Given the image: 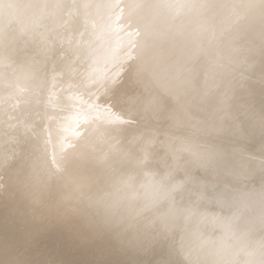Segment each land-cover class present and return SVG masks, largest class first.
Segmentation results:
<instances>
[{"label": "rangeland", "instance_id": "374dc122", "mask_svg": "<svg viewBox=\"0 0 264 264\" xmlns=\"http://www.w3.org/2000/svg\"><path fill=\"white\" fill-rule=\"evenodd\" d=\"M17 1L19 3H22V4L24 2V5H26V7H28L27 9H30L29 10L30 13H31V11H34L38 7L37 5H35L33 3V1H35V0H32V1L31 0H21L22 2L20 0H17ZM17 1H15L16 2L15 3V2H13V0H8V1L4 0L3 4H2V0H1V4H0V13H1L0 14V32L2 30V33H4V31H5L10 35V32H12L14 29L16 31L17 29L22 28V26H23L22 22H23V20H25L24 21L25 26H23V27L26 28V26H27L26 29H29L28 36L26 37V34H25V36H23L20 41H19V39H20L19 35H16V36H18L17 39H16L15 35L11 36V37H9V35H8V37L5 36L6 38L2 39V41L0 43V44L4 43L3 46H0V50L2 49V47H4V48L8 47V48H6L7 50H10V48L12 50V48H15V46L17 45L18 47L20 46V47L26 49L27 54H30V55L34 54L33 56H39L38 54L37 55L35 54V51H36L35 47L38 46V40L41 41V39L43 40V38H46V36H47L48 40H49L50 36H52V37L57 36L60 38V39L58 38L59 40L56 39L57 37H55V38L53 37V40L55 39L54 42L57 43L56 47L58 46V44H60V40L62 42L63 38H65V37L67 39H69L70 37L71 38L68 41H67V39H64L67 42L63 41L61 44H64V42H65V44L68 42L70 43L71 41H73L71 43H73L74 45L76 44L75 47H73V48L70 47V44H69L67 46L68 49L65 48L66 50L64 48H62V50H61V48H60L61 53L63 51V55L66 54V52L75 53L77 50L76 48H78V50H77L78 54H79V52H82V51H79L80 48H82L81 50H83V53H85L84 52L85 48H83V47L86 46V44H83V43H87V42H85L87 40H86V38H84V36H82V34L84 35L86 33V31H88L87 30L88 27L86 26L87 28H85V25L86 24H92V25H95L99 28L98 29L100 31L99 35H103L106 33V36L109 38V40L111 42H115L114 43L115 47L117 46L116 43L118 44L119 47L117 46L116 48L112 44V48L113 49L115 48L114 50L116 51L117 54L115 53L116 55L114 56L113 52H112L111 57L114 59L118 58V60L120 62L116 59L117 63H115V64H117L119 68L116 67V65L114 66L112 64H111L112 66L110 64H108V67H109V65L111 68L113 67V69H111V72L109 71L110 73L116 72L115 74L113 73L114 76H113V74H111L113 76L112 78L116 77L115 80H118V81L121 78V80L119 81V83H117V82L115 83V81L114 82L112 81L113 85L115 83V85L113 86L115 89L111 88L108 91V92H110V93H108V95L110 96V98L112 100L111 101L109 96L105 97L107 95V92L104 93V91H107L108 89L104 88V90L102 91V89H103L102 88L98 92V90L100 89V85H99L100 81H97L99 79H96V77H98L97 76L98 74L97 75L94 74V73H100V72L102 73L103 69H104L102 67H104V66H102L100 64L99 65L101 67H99V65L94 66L93 70H96L95 68H99V70H102V71H99L97 69L96 71L93 72L94 75L91 73L93 70H90V69H92L91 68L92 66L89 67V70H88L89 74L91 73V75L93 76L92 77L91 75H89V77L92 79L94 78V80L96 79L95 81H92V79H91V81H92L91 82L88 80L89 77L88 78L86 77L88 75V71L86 72L87 75L85 74L86 76L84 75L85 71L84 72L81 71L83 73H82V75H80V73H81L80 70H83L82 66H83V64H85V61H86V63L88 62V64H89L88 58L83 57L85 54L83 55V53H80L81 56H79L80 54L78 55L76 53L78 55L77 56L75 54L70 53L71 54L70 55L67 53L66 55H69L68 56L69 60H68V59H65V58H67V57H64L65 55L63 56L61 54L62 55L61 56L60 53H53L52 55L47 56L48 59L45 58V60H44V62L46 64V68L51 70L50 71L51 73H48L45 75L47 77L44 79L46 81V84H49V82L53 79V78H51V76H53L54 74L56 75V73L53 74L54 71H56L57 73L59 71H61L56 76L61 75L63 73L62 72L63 68L65 67V65H67V62L69 61L68 63L71 67H69L67 65L66 68H68V69L72 68V70H73V68L76 67V69L77 68L80 69V70H78V72H80V73H78V72L76 73L75 69L73 72H75L76 74L73 72L71 73L72 76L76 75L75 77L70 76L71 74H69V73L71 72V70L64 69V70H66V72L69 75L67 73H65V71L63 70L64 71V75H63L64 78L66 77V79L69 78L70 81L72 80L71 85H70V81L65 80L64 78H61L62 77V75H61L60 76L61 82L58 81V83H60L59 84L60 89L59 88L56 89L55 94H54V89L51 90L49 85L42 87V88L40 87L39 88L40 91L37 89V86H33L34 89L32 91L35 93H40L39 98L40 97L42 98L41 101L29 103L32 105L26 104L25 106L27 108L26 109L27 111L25 110L26 112H22L23 114L20 113V115H19L17 112H15V114H14V115H16V117L14 116L15 121L14 120H12L13 122L11 121V123L12 124L14 123V125H11L9 121H6V122H9L8 123L9 125H8L7 123H5V121L2 120V118L7 119L9 117H7V118L0 117V122L2 121V126H0V127L2 129H4V130H2L0 128V130H1L0 131V135H1L0 138L2 140H5L7 142L10 139V137H11V139L13 137V141L12 140L11 141L13 143H14V141H17L16 143H18V141L22 140V138H26V139L22 140V144L21 143L18 144L21 147L19 149L20 151L17 150L19 148V146H17L16 143L13 144L12 142H10L9 146H11V147L1 145V148H3L4 151H7V152L9 151V153L10 152L12 153L14 151L13 150V145H14V147L15 146L18 147L17 149L14 148V149H16V152L19 151L20 154L21 153L22 154L25 153V154H23V156H21V155L17 154L18 152L17 153L14 152V153H12V154H14V156H13L12 154L7 155V152L4 153L3 150H0V153H1V151H3L2 153H4L6 155V159L8 158L7 161L4 158H3L4 160H2V161L0 160L3 164L5 161L7 162V164L5 163V165H3L0 162V164H1L0 165V175L3 176V177H0L1 178L0 179V185H1L0 187H2V185L5 184L6 186L10 187V192L13 190V192H11V193H15L14 195H16V196L10 195V194H8V191H7V196L8 195L10 196L9 198H7L9 200L6 199L3 202L2 201L0 202V211L2 209H6V208L11 210L14 202L16 203L18 201L17 203H21V201L23 199H25L22 201L23 205H25V207L27 209L29 208L28 210L30 212V214H27L28 216H27L25 223L26 224H28V223L32 224L35 221L40 222L39 226L34 230V232H36V233H34L32 235L26 234L23 237V239L24 238L26 240L28 239L26 242L24 241L25 239L22 241V237H21V239L20 238L18 239V237L12 236L14 231H15V233H19V234L25 233V232H23L24 230H22L23 228L20 229V226H16V225L14 226L13 225L14 223L11 225L12 222L8 223L9 225L7 224L6 227L11 226L10 231L7 229L9 231V233L6 232L7 230L5 227L4 231H3L5 234L4 233L2 234V238L0 236V243H1V241L2 242L5 241V242H3V244L1 243V245L6 247L5 248V247H2L0 245V247H1V249H0V257H1L0 261L2 260L3 264H14L16 262V261H14V258L18 261H20L19 259L23 258V259H21V261L25 259L26 260L25 262L24 261H22L20 263L18 261L17 262L19 264H21V263L24 264L26 262L28 263V261L30 259H32V260H30V262L28 264H36L34 261L36 257L33 254L38 253V254H36V256H38L36 258V261L39 259V260H41V262L37 261V264H39V263L40 264H43V263H45V264H48V263L49 264H57L58 262H59L58 264H61V262H62V264L63 263H65V264H75V263L76 264H90V263H88L90 261H91V264L92 263L93 264H99V263L100 264H264V223H263L264 222L263 221L264 220V212H263V210H264V197H262V195L264 193L262 191V190H264V184H263V182H264V178H263L264 177V61H263L264 60V0H146L145 3L141 4V6H138V3H137L140 0H83V1L80 0L83 2V6L87 7V11L90 13V15H86L85 13H83L81 11L80 5L78 6V7H80V9H79L76 5L77 2L75 3V2H73V0H63V2L66 4L62 3V5H61L62 1L59 0V1H61V2H59L57 0L60 3L57 6L59 8V11H58V8L55 7V5H57V4L53 5L55 3L54 1H56V0H46L49 3L51 1V4L53 5V7H55L54 10H53V8L51 9V10H53V12H51L48 9V8H51L50 6H52L51 4L49 6V3H47L48 7L46 6L43 8L44 11L41 9L42 6H39L40 8L38 7L36 9L37 11L35 10V12L37 13L38 11L42 10V11H40L41 13L40 12L37 13L38 16H40L43 12L45 13V10H47L48 13L46 12V15L42 14L44 16V18L41 16H40L41 18L38 17V19L41 20L40 26L42 24H44V26L47 28V30H44L43 25L41 26L42 29L39 28V26H38L39 20L34 17V15L36 13H34V14L32 13L33 16L31 18L34 17L35 20H38V21H36L37 23L34 24L35 20L32 23V21L29 19L30 17L29 18L27 17L28 22L26 23L27 20L25 19V17H26V15L27 16L30 15V14H28L29 11L24 7V5L22 6V4H21V6L24 7V10L25 9L27 10V11L25 10V12H23V10H22L23 8L19 7L20 5H18L19 3ZM57 1H56V3H58ZM4 2L5 3L9 2V3L5 4ZM35 2H37V1H35ZM13 3H15V4H13ZM8 4H9V6H8ZM36 4H38V3H36ZM10 5L11 6L18 5V6H15L16 8L13 7L15 9L14 10L13 8L10 7ZM33 5L35 6V8ZM59 5H61V6H59ZM65 5H66V7H64V9H63V6H65ZM17 7L19 9L21 8L22 11L20 10V12L18 13L19 9ZM60 7L63 10L60 9ZM65 8L68 10H71V11H67V10H65ZM31 9H33V10H31ZM56 11H58V12L62 11V14H61V12L57 13ZM63 11L66 12V15L69 12L68 13L69 16H67L68 17V21H67L68 23L70 21H71V23L73 22L72 20H69L70 17H72L74 22L77 20L79 21V22L78 21L75 22L76 27H74V24H73V26H71V27L75 28L74 29L75 31L70 30L72 33H68L70 31H68L67 27H66L67 32L64 30L65 28L63 29V31L66 34H63L64 32L62 30H59L63 26L65 27V26L69 25L66 22H65L66 24H64V22H62V24H64V25H60V22L62 21V20L60 21V19H58L60 22H59V24H57L58 21L56 19L59 18L58 16L61 15L60 18L62 17L63 21H64V18H66L65 17L66 15H63V13H64ZM22 12L25 13V14H23L24 16H22ZM53 13L55 14V16L53 15ZM70 13H74L75 16L74 15L71 16ZM7 14H8V16H7ZM37 14H36V17H37ZM50 14H51V16L52 15L54 16L53 18L56 17V19H53V18L50 19L51 18V17H49ZM58 14H60V15H58ZM45 16H47V19L49 18L50 20H53V21L56 20L57 21V22L54 21L55 23H53V24H55L54 25L55 27L52 26L53 24H50V22L52 23V21H48L49 19L47 20L45 18ZM76 16L77 17L79 16V18H77ZM20 17H22V18H20ZM73 17H75L77 20H75V18H73ZM19 19H23V20L20 21ZM45 20H46V23L48 21L47 24H50L53 29L58 30V32L56 31V34L53 31V29L50 27V25H47L44 22ZM17 22H19V23H17ZM18 24H21V25H18ZM28 24H30V25H28ZM33 24H34V26H32L33 28L38 24L37 27L34 28L35 31H33L34 29L30 30L31 29L30 26ZM56 25H58V26L60 25L61 27L59 26L60 28H56V27H58ZM49 27H50V29H49ZM24 28H22V29H24ZM83 28H85V29H83ZM78 29H80V31ZM50 30H52L54 33H52ZM90 30H92V29H90ZM46 31H48V32H46ZM59 31L63 32L62 33L63 34L62 39H61L62 34L59 33ZM76 31H77L76 35H79L81 33V31L83 32L79 35V38H80V36L83 37V41H84L83 43L80 42L82 38H80V40H79L80 43L78 42L79 38L76 40V38L78 37V36L76 37V35H74L75 36L74 39L78 43H75L74 42L75 40H72L73 36L69 37V35H71V34L73 35ZM42 32H43V34H42ZM49 32H50V34H48ZM44 33H47V34L44 35ZM51 33H52V35H51ZM40 34H42L43 36ZM59 34H61V35L59 36ZM86 34L89 35V33H86ZM48 35H49V37H48ZM88 35H86V37ZM37 36H38V38H37ZM52 37H51V39H52ZM193 37L195 39L194 41H196L195 43L200 42L201 48H197L195 45L191 44V43H193V41H191V40H193ZM36 39H37V41H36ZM23 40H25V42H27V43H25ZM53 40H51V41H53ZM89 40L90 39H88V44L92 43L93 45H96L99 42L97 39L95 41H94V39H93V41H89ZM202 41H204V42L207 41V44H205L203 47L201 46ZM35 42H37V43H35ZM11 44L13 46H11ZM34 44H36V45H34ZM27 45H29V46H27ZM17 46H16V48H18ZM31 46H32V48H31ZM59 46H62V45H59ZM71 46H73V45H71ZM27 48H29V49H27ZM71 48L72 49L75 48L74 49L75 52ZM30 49H33L34 51H32ZM69 49H71L72 51ZM113 49H111V50H113ZM196 49H197V51H196ZM177 50L179 51L178 53H176ZM64 51H66V52L64 53ZM4 52L5 51H2V53H4ZM29 52H32V53H29ZM2 53L0 52V54H1L0 59L2 58ZM232 54H234V55H232ZM72 55L74 56V58L72 57ZM117 55L121 56L122 58H120ZM57 56H58L59 60L57 59ZM60 56H61V59H60ZM88 56H90V55H87V57ZM14 57L15 56H13V57L10 56V58L12 59L11 61H13ZM49 57L51 59H49ZM62 57L64 60H62ZM70 57H72V58L70 59ZM81 57H83V58H81ZM197 57H198V59H197ZM38 58H40V57H38ZM112 58H110V59H112ZM225 58H227V59H225ZM82 59H84V60H82ZM114 59H112V60H114ZM123 59L125 61H123V64H121ZM127 59L129 60L130 63L128 62ZM112 60H110V62ZM116 60H114V61H116ZM57 61H59L60 63ZM61 61H63L64 66L62 64L61 68H59L61 70L58 71V66H59L58 64L61 65ZM83 61H84V63H83ZM114 61H112V62L114 63ZM52 62H54V63H52ZM55 62L57 64H55ZM125 63H127V64H125ZM1 64H2L0 66L1 72H7L11 68V65L7 66L6 65L7 63H5V62L4 63L2 62ZM49 64H51V65H49ZM74 64H75V67H74ZM122 65H124L125 68H123L124 66H122ZM4 66H7V67H4ZM53 66H55V67H53ZM110 67L105 68L106 71H107V69H110ZM115 67H116V69H115ZM208 68H209V71L207 70ZM120 69H122L123 71ZM248 69H249V72H247ZM114 70H116V71H114ZM225 70H226V74L224 75ZM214 71H216V72H214ZM119 72H121V73H119ZM123 72H125V73H123ZM200 72H202V73L200 74ZM218 72L223 73V74L221 76H219ZM117 73H119L118 74V77H120L119 79L116 76ZM216 73L218 75H216ZM65 74H66V76H65ZM77 74H79L81 76V79L83 76L84 83L87 81H89L91 84L95 83V82H99V83L95 84V85L99 86V87L97 86L99 89H97L96 86L93 84L95 86V88L97 89V91H96V89L93 87V85L90 86L91 85L90 83H89L90 85L85 83L86 85H88V86H85V84H83V82H80V81H82L80 78H79L80 79L79 81L76 80L77 82L75 80H73V78L77 79V77H79V75L77 76ZM203 74H204L203 78L205 81L201 80V79H203V78H201L203 76ZM71 77H72V79H71ZM84 77H86V78L84 79ZM99 78H101V74H100ZM62 79L65 80V82L67 81V83H69L67 87H70V88L68 89L65 87V90L68 89L66 91L61 89L63 86H65V82H63ZM126 81H128V82H126ZM206 81H208V82H206ZM73 82H76V84L78 83L80 85L81 84L84 85L86 91H85V89H83L84 86H82V85H81V88L83 90L80 91L81 90L80 85L77 84V86H76V85H74L75 83L73 84ZM124 82H126L125 86L123 85ZM198 82H200L201 86L199 85ZM254 82H259L260 86L258 88H256L255 90H253L252 92L250 89L249 90H247V89L243 90V88L240 87V85L242 86V84L246 85L247 87L251 86V84H254ZM61 83L62 84L64 83V84L61 85ZM231 83H239V84H237V87L235 86L234 89H231L232 88ZM119 85H120V87H119ZM75 86L78 89L77 88L75 89ZM89 86L92 87L91 89L94 88V90L89 89L90 88ZM101 86H102V84H101ZM87 88L92 91V92L90 91L91 94H89V91L87 90ZM60 90H62V92ZM69 90H70V92L68 93ZM71 90H73V93L76 91V94H78L77 96H75V94L73 95V96L77 97V100H84V98L86 97L85 98V101H86V100H89L91 97L94 98L95 96H96L95 98H97V101H98L99 97L101 100L106 98L105 103L108 104L107 106L105 103L103 104L104 101L102 103H100L101 100H99L100 102L99 101L97 102V103H100V105L97 104V106H100L99 108L102 109L101 105L103 107L105 105V107L103 109L104 110L106 109V111H107V107L110 105V107H112L114 110L112 108L108 107L109 112L102 113L101 118L98 120H92V117H89V114L93 110H90V113L84 114L83 112H87L86 110H88V109L80 112L79 110L75 111L74 107H72V106H68V105L60 106V102H62V100L60 98V93H61V95L63 94L62 96L65 95L66 99H68V97L70 96L69 94L72 95ZM77 90L80 92H77ZM115 90L117 93L115 92ZM95 91H96V93H95ZM210 91L212 92L211 94L209 93ZM100 92L102 94H104V98L102 97V95L101 96L95 95V94H98ZM118 92H119V94H118ZM145 92H146V94H145ZM114 93L117 94V96ZM147 93H151V94L147 95ZM92 94H94L95 96L94 97L91 96ZM144 94L148 98L145 97ZM79 95L82 97H79ZM88 97H90V98H88ZM112 97H114V98H112ZM144 97H145V99L147 98L146 100L149 99L148 103H147V101H145L143 99ZM26 98L27 97H24V99H22V101H24V103L26 102L25 101ZM78 98H80V99H78ZM107 98H109V100L111 102L108 101ZM116 98H118L119 101ZM115 99H116V101H114ZM20 100H21V98H20ZM53 100H56V103H54V105H52ZM142 100L144 102H146V107H144L145 104L143 103ZM149 101L152 102V105ZM80 102H83V101H80ZM91 102H93V100ZM107 102H110V103L113 102V103L109 104ZM155 102L158 103L159 105L153 104ZM21 103L23 104V102H21ZM94 103H96V101H94ZM117 103H119V104H117ZM165 103H168L169 105L171 104L170 107L172 108V106H173L174 108L171 109L169 106L167 107L168 104H165ZM113 104H114L115 108L117 107L118 109H115L114 106H111ZM120 104H121V107H120ZM161 104L162 105L164 104L165 107L169 108L168 111H170V110L172 111L174 109L175 113H173V114L174 115L176 114V116H174L172 114L173 111L169 112V114L163 113L162 107L164 105L162 106ZM34 105L39 109V111L41 110L42 113H41V111L39 112L38 109L33 110L34 112L31 111L33 114L28 113V110H30V109L32 110V108H35ZM148 105H151L150 107H152V106L155 107V105L156 106L158 105L157 107H160V106H162V107H160V108L156 107V109H159V110L155 111L153 109L154 107L148 108L149 107ZM30 106H32V107L30 108ZM122 106H123V108H122ZM46 107H47V110H45ZM48 107H51L50 109H53V111H55V112L57 110L56 113L63 112V114L64 113L66 114V113L71 112V114H73L74 117L76 116L75 115V113H76L77 114L76 118L78 119L77 120V123H78L77 126L79 127L77 130L80 131V133L76 134L78 136L77 138H79V139L81 138L80 140L86 139L85 143H84V140L81 142L84 143L85 145L86 144L87 145L85 146L84 144H81L83 146L80 145V148L77 147L78 144H76V143L78 142L79 139H77L76 137L75 138L73 137V140L74 139L77 140V141L75 140L72 142L76 147L72 145V148L68 149V148H66L67 147V144H66L64 148H61L62 151L59 150L60 152H64L65 150H67L66 156H65V153H66L65 152L64 154H61V156L59 157L60 152H57L58 150L57 151L52 150V149H54L53 148L54 146H52V144L48 141V136L46 138L47 143L45 140H43V139H45V135L42 137V139H40V135H39L38 130H40V129L42 130V128L45 129V126H43V122H44V125H46V124L48 125L47 121H45L46 118L49 116V114H45V112L49 113ZM100 109H97L98 112L100 111ZM152 109H153V111H152ZM97 110L95 112H97ZM165 110H167V109H165ZM239 110H241V111H239ZM110 111H112V112L114 111V114H116L118 116L114 115ZM116 111L117 112L119 111V112L117 113ZM168 111H165V112H168ZM215 111H216V113H215ZM8 112H9V108H8ZM18 112H19V110H18ZM88 112H89V110H88ZM235 112H238V113H235ZM5 113H6V111H5ZM26 113H27V115H26ZM160 113H163V115L168 114L169 117L173 115L172 118L174 117V120L177 121V122H175L176 124H174V125H176L177 128L173 131V133H170V132H172L170 130V132H169L170 135L167 134L168 135V137H166L167 139L164 138V136L166 135L165 133L166 132L168 133L169 128L170 129H171V127L175 128V126H173L174 120L172 118H170L171 123H169L170 122L169 117L164 118L163 115L161 116ZM21 114L24 115V117ZM107 114L109 116H116V117H113V118L110 117L109 118V116ZM120 114H122V115H120ZM17 115H19V116L17 117ZM81 115L85 116L87 118H84ZM20 116L23 117L22 121H19ZM37 116H39V117H37ZM50 116H51V114H50ZM91 116H94V114ZM105 116L108 118H106ZM14 117H11V119ZM88 118H90V119H88ZM11 119L9 118V120H11ZM110 119L112 121H110ZM131 119H133L132 122H131ZM31 120L33 121V124L32 123L30 124V122H32ZM50 120H49V122H50ZM103 120H104V122H103ZM105 120H107V121L105 122ZM86 121H87V123H86ZM92 121H94V122H92ZM3 122H4L5 126H3ZM16 122H18V123H16ZM20 122L23 124L22 127H21ZM15 123L17 124V126L18 125L20 126V129L15 125ZM25 123H26V125L29 124L28 127L25 125ZM40 123H42V124L40 125ZM89 123H91L90 127L88 126V125H90ZM37 124H38V126H37ZM170 124H172L171 127H170ZM6 125L11 126V128L6 127ZM30 125H32L31 129H33L34 131H32L31 129H28V131H27V128H30ZM34 125H36L35 128H34ZM98 125H100V126H98ZM77 126L75 127V129L77 128ZM114 126H115V129L113 130ZM127 126L131 127V128H128ZM5 128H7L6 130H9L8 128H10V129L13 128L14 132L10 130L11 132L8 131L10 133V134H8V132L7 133L5 132ZM93 128H94V130H93ZM15 129H16V131H15ZM18 129L20 130V132ZM25 129H26V132H28V133L25 132ZM167 129H168V131H167ZM101 130L104 133L101 132ZM105 130H107V131H105ZM3 131L5 133H3ZM93 131H94V133H92ZM99 131L101 134L99 133ZM150 131L154 132V134L156 135L155 137L158 141H155V142L150 141V142H148L149 143L148 144L147 143V141L149 140L148 137H150V139H151V136H147L145 134L150 133ZM1 132L4 135L6 134L5 135L6 137H3L4 135ZM12 132H13V134L15 132L16 133L18 132L20 136H17L16 134L13 136ZM29 132H30V134H29ZM152 132H151V134H153ZM102 133H103V135H102ZM108 133H110V134H108ZM11 134H12V136H11ZM111 134H113V135H111ZM33 135H34V137H33ZM107 135H110V136H108V137H110L109 139L107 138ZM15 136L18 137L19 140H17L18 138L15 139ZM100 136L102 137V140H101ZM105 136H106V138H105ZM171 136H173V137H171ZM7 137H8V140H7ZM27 137H28V139H27ZM112 137H115V138H112ZM134 137H135V139H133ZM137 137H138V139H137ZM144 137H146L148 140L146 141L145 140L146 138L144 139ZM98 138L100 139L99 141H98ZM104 138L107 140H105ZM168 138H169V141H168ZM1 139H0V144H7L6 142L4 143V141H3V143H1L2 142ZM132 139H133V141H132ZM179 139L181 142L179 141ZM32 140H34V141H32ZM87 140H89L90 143H92V144H94V142H96L97 144L96 143L95 144L97 147L94 146L95 144L92 146V144H90L89 141H87ZM108 140H109V142H108L109 146L107 144ZM24 141H26V142H24ZM104 141H106V142H104ZM134 141H135V143H134ZM161 141H164V143L166 141L167 142L164 145V143H162ZM42 142H43V144H42ZM81 142H79V144ZM131 142L134 143V145H132ZM141 142L144 144H142ZM145 142L147 143L146 146H144ZM88 143L90 146L88 145ZM29 144L31 145V148H30ZM34 144H37L38 146H40L39 147L40 150L38 149L37 145H34ZM71 144H68V145H70L69 147H71ZM23 145H25V146L22 147ZM48 145H50V146H48ZM161 145L164 147H162ZM45 146L49 147V148H47L48 150L46 149ZM91 146H92V148H90ZM106 146H108L107 149L105 148ZM136 146H138V147H136ZM155 146H156V148L158 147L159 149L158 148L155 149ZM165 146H167V148L169 146V149H167ZM4 147H7V149L9 147V149L11 148V150H9V149L5 150ZM43 147H44V149H43ZM73 147L76 149H73ZM81 147H82V151L80 150ZM93 147H94V150H93ZM27 148L29 151L27 150ZM78 148H79V151L82 152L80 154H78L79 152H77V154L79 156H82L80 158H78V155H76L74 153V152H76V150ZM87 148H88V150L90 149L91 151H88ZM96 148H98L99 150L94 152L96 150ZM109 148L112 150V152H110L111 150ZM149 148L151 150H149ZM22 149H24L25 151L27 150L26 152L28 153V155L32 154L34 156L26 155V152L25 151L22 152ZM42 149L44 150L43 152L45 153L43 156H42ZM83 149L85 150V153H84ZM164 149H165V151H164ZM170 149H171V151H169ZM34 150H36V151H34ZM68 150H70V151H68ZM73 150H75L73 152L75 154V157H74L73 153L71 154V152ZM104 150H105V152H108V155L109 154L112 155L113 158H115L116 156H118V158H119L121 155H125V153L129 156V158H136L137 154H138L137 158L141 161L142 167H145V168H149L152 166L153 167H152V169H147V170H142L141 168H139V170L137 172L135 171L136 173L135 172L131 173V179H130L131 180V182H130L131 186L129 185V187H126V186L124 187V185H123L124 183L120 182V180H117L118 183H116L114 181L115 180V178L113 176L114 171H111V170L105 171V169L103 167H101V166H104V164L108 158L107 153H104ZM86 151H88L87 154L90 152L94 153V154L90 155V156H93V155L95 156V157L94 156L92 157L93 160H90V158H88V157H90L89 154L86 156ZM98 151H100V152H98ZM35 152L39 153V155L36 154ZM52 152H54L55 154L56 153H58V154L54 155V153H52ZM133 152H134V154H132ZM170 152H173V153H170ZM68 153L71 154V157H72L71 162L69 161V159L71 157L69 156ZM95 153H97L96 155L98 157H96ZM98 153H100V154H98ZM130 153H131V155H130ZM223 153H225V154H223ZM40 154H41L42 158H40L41 157ZM48 154H50V155H48ZM81 154H83V155H81ZM15 155H19V156H17L18 159ZM35 155H36V157H35ZM53 155H54V157H53ZM104 155H105V157H104ZM171 155H173L174 157L172 156L173 158H171ZM222 155L224 157L226 156L227 158H223ZM9 156H10V158H9ZM12 156L15 158H13ZM24 156H26L25 159H23ZM37 156H38V158H37ZM46 156H48V158ZM64 156L66 158H68V157H70V158L68 160H64L65 162H63L62 159L64 158ZM106 156H107V158H106ZM11 157H12V159H11ZM20 157H22V158H20ZM32 157L33 158L35 157L36 159H33ZM61 157H63V158H61ZM27 158L30 161H28ZM66 158H64V159H66ZM96 159H97V161H96ZM31 160H36L35 161L36 163L31 161ZM46 160L47 161L49 160L51 163H49V161L47 162ZM88 160H90L92 162L91 163H90V161L87 162ZM172 160H174V161H172ZM228 160H229V162H227ZM16 161H18V162H16ZM23 161L25 162V164L23 163ZM45 161L47 164L45 163ZM67 161H69L70 163L68 164ZM9 162H11L12 164L10 163L11 164L10 165ZM15 162H16V164H15ZM37 162H39V163H37ZM173 162H175V163L172 164ZM28 163L30 165H32V164L33 165L30 166ZM52 163L55 165V167H52L53 166ZM62 163H64V165L65 164H68V165L64 166V165H62ZM156 163H157V165H156ZM226 163H228V164H226ZM81 164H83L82 167H79V166H81ZM116 164L117 163L115 162L113 164V167H116ZM16 165H18V166H16ZM22 165L24 166L23 168L21 167ZM37 165L39 167L43 166L44 168H38ZM49 165H50V167H49ZM60 165L64 166V167H68L70 165L69 170L71 172L73 171V173H74L73 174L70 172L71 173L70 177H72L73 175H78V176H76L77 181H74V178H76V177L73 176L72 177L73 179L69 177L70 173H69V171H66V169L68 170V168L60 169V168H63ZM2 166H4V167L2 168ZM5 166L8 168H6ZM28 166L31 168H29ZM33 166L37 167L38 169L35 168L33 170L32 169V168H34ZM83 166H84V168H83ZM224 166H226V167L224 168ZM16 167H18V169ZM51 167L56 168V169H52ZM77 167L80 168L81 173L79 172V168L77 169ZM49 168H51L52 170ZM95 168H97V169L100 168V170L97 171V169H95ZM153 168L155 169V173H153V171H154ZM230 168H231V170L229 171ZM8 169L10 170V172ZM42 169H43V171H42ZM46 169H48L49 171L51 170V173L54 172L53 173L54 175H55V171H56V175H55L56 178L54 175H51V173H49V171ZM129 169H131V168H129ZM61 170L62 171L65 170L64 171L65 174H62L63 172ZM75 170H76V173L74 172ZM57 171L61 174L59 175V173ZM126 171L128 172V169H126ZM6 173H7V175H6ZM19 173H21V174H19ZM22 173H24L23 174L24 177L22 176ZM32 173H34V174H32ZM43 173H44V175H43ZM66 173L68 176L66 175ZM16 174L19 177H17ZM28 174H29V176H28ZM48 174L53 177L52 178L49 176V178L52 179L53 181L50 180V182H49V179L47 178ZM57 174L59 175V177ZM79 174H80V176H79ZM31 175L33 177V180L35 178V180L33 182L34 184L32 183L33 185L31 184V182L33 181V180H31V178H32ZM39 176H40V178H38ZM60 176H62L63 178L61 177L62 178L61 179ZM66 176L68 177V179H64V178H67ZM222 176H223V178H221ZM12 177H14V179ZM22 177H23V179H22ZM224 177H225V179H224ZM37 178L40 182H38ZM69 178H70V180H69ZM7 179H8V181H7ZM19 179H20V182H19ZM41 179L45 183L48 180L47 183L48 184L52 183L51 185H54V183L57 185V183L59 182L58 183L59 185H57L58 187H55L56 186L55 185V186H52L53 188H51V185L49 186L47 184L48 185L47 186V185H45V183H42ZM5 180L8 184H6V182H4ZM22 180H23V182H22ZM28 180H29L30 184L28 182H26V183L24 182V181H28ZM63 180H65L64 182H67V184H65L63 182ZM66 180H69L70 182H68ZM72 180H73V182H72ZM223 181L225 182L224 187H222L224 185L222 183ZM13 182H15L14 184H16V185H14ZM60 182H63L65 184L64 185L62 183L66 189V192L64 191L63 185L62 184H61L62 186L60 185ZM21 183H25V186H24V184L22 185ZM40 183H41V185H39ZM70 183L72 184V186L70 185ZM219 183H220V185H218ZM36 184H37V186H34ZM248 184H250V185H248ZM10 185H12V186H10ZM31 185H32V187H31ZM68 185L71 188L74 187L72 189V192H69V191H71V188ZM74 185H76L77 188H75ZM226 185L228 188L226 187ZM16 186L18 187V189ZM27 186H29L27 188L28 190H26L24 188ZM59 186H61V187H59ZM67 186L70 188V190H68ZM134 186H140L141 189L135 190ZM239 186H241V187L239 188ZM243 186H244V188H243ZM249 186H251V188H249ZM261 186H263V188H261ZM33 187L36 188V189L34 188L35 191H37V189H38L39 193H40V191L41 192L43 191V193H45L44 194L45 196L42 193H40L41 195L38 192L36 193L33 190ZM43 187H44V190H43ZM48 187H50V189H52L53 193L51 192L50 189H48ZM54 187H55V189H54ZM219 187H221L223 189L226 188V189L223 190ZM235 187L237 190L241 189V192H239L240 190L237 191L235 189ZM258 187H260V188H258ZM29 188H31L35 194H39L40 199H41V196H44V197L47 196L46 198L48 200H44V199H46L44 197L41 199L43 202L46 201L44 203L45 204L44 207L45 208L47 207V212H46V209L42 210V208H43L42 205H44V204L40 203L42 201L39 199V197L38 198L32 197V195L33 196H38V195L32 194L33 192H31V190H30V193L28 192ZM45 188H47L48 190H46ZM86 188H87V190L89 189V191L91 189L90 193H89V191L86 190ZM245 188H246V190H245ZM15 189H17V191ZM22 189H24V191ZM53 189L55 191L59 189L61 192L59 190L55 192V191H53ZM251 189H252V191H250ZM1 190H0V196L6 195V193L5 192L3 193V191H1ZM18 190H21V192L20 191L18 192ZM217 190L218 191L220 190L219 194L217 193L218 192ZM235 190L238 192V195H237V192ZM259 190H261V191H259ZM26 191L28 192V194L24 193ZM79 191L84 192V193H81L80 197H78V195H80ZM54 192L56 194L58 192L59 194L56 196V194H54ZM68 192H69V194H68ZM78 192H79V194H78ZM87 192L89 194L86 195L85 193H87ZM91 192L94 194L92 195ZM261 192H263V193H261ZM70 193L73 195H71ZM19 194H20V196H19ZM23 194H25L27 196L24 198V197H22V196H25ZM82 194H85L86 196L82 195ZM97 194H98V196L102 195L103 199L100 200L99 199L100 196L98 198ZM259 194H262V195L260 196ZM30 195L32 197L31 200H30V198L27 199V197H29ZM94 195H96L97 198ZM156 195L159 197H157ZM215 195L216 196L219 195L218 198ZM236 195L241 196L239 198V200H238V198L235 199V197H237ZM243 195H244V197H243ZM254 195L255 196L257 195V196L255 197ZM72 196H76L77 198H79L77 200V198L75 197V199L77 201H80V199H81V204H82L83 208L85 207L84 205H86V208H84V210H82V213L83 212H85V213L84 214L80 213V214H82L81 217L79 216L80 215L79 210H81L80 207H82V206H81V204H79L80 206L78 205L76 207L75 204L76 203L78 204V202H75L76 200ZM84 196L86 197L85 199L83 198ZM91 196H93V198L87 199V198H90ZM154 196H156L157 200H155L154 198H152L151 200L149 199V198L154 197ZM214 196L217 198V200L220 199L219 200L220 203L224 198L221 205L218 201H215L216 198ZM55 197H57V198H55ZM10 198H12V199H10ZM62 198L63 199L66 198V199H64L66 203L63 202L64 200ZM70 198L71 199L73 198V200H70ZM94 198H95V200H93ZM233 198H234V200H233ZM253 198H255V199H253ZM258 198L261 199L259 201L262 205L259 203ZM32 199H33V201L39 200L40 202L38 201L39 202L38 203L35 201L36 204H34V203H32L33 202ZM82 199H84V200H82ZM98 199L100 200L101 203L98 201ZM209 199L210 200L213 199V201L215 203L216 202L217 203L214 204V202L212 200L210 201ZM51 200H52V202H51ZM88 200L90 202L96 201V202H94V203H96L94 205H93V202H91L93 205L92 209H90L91 204L89 205V207H90L89 208L88 204L86 203V202H88ZM28 201H29V204H28ZM97 201L100 204L97 203ZM102 201H103L104 205H106L107 207L110 206L112 208L111 209L112 213L113 214L115 213V216H113V215L108 216L109 214L107 215L105 213L106 215H104V217L103 216L99 217V215H103L105 212L104 210H101V208H99L103 205ZM233 201H234V203H233ZM254 201L255 202L258 201L257 202L258 204L256 203L257 204L256 205ZM25 202H27V203L25 204ZM72 202L74 205L72 204ZM90 202H88V203H90ZM184 202H187V203H184ZM212 202H213V205H212ZM229 202H231V203H229ZM68 203H70V204H68ZM38 204H39V206H38ZM209 204H210V206H209ZM251 204H253V205H251ZM31 205H34L33 206L34 208ZM40 205L42 206L41 208H39ZM60 205L62 207L64 206V208H62ZM66 205L68 207H66ZM70 205H72V207ZM9 206H10V208H9ZM74 206L76 207V210H78V209L79 210L77 213L74 212V210H73L74 213L72 214V210H70V207H71V209H73ZM96 206H97V208H96ZM30 207H32L33 209H30ZM35 207H37V208H35ZM75 207H74V209H75ZM226 207H227V209H225ZM247 207H249V208H247ZM38 208L41 210V212ZM66 208H68V209H66ZM35 209L37 210V212ZM87 209L91 210V214L89 212H86ZM258 209H259V212H258ZM34 210L36 213L34 212ZM68 210H70V211H68ZM93 210H94V213H93ZM100 210H101V212H100ZM246 210H247V212H246ZM254 210H255V212H254ZM33 214L34 215L36 214V215L34 216ZM37 214L42 215V217L40 215H39V217H37ZM85 214L87 215L88 218L84 217V216H86ZM95 214H96V216H95ZM16 215H18V213ZM91 215H94V216H91ZM46 216H48V217H46ZM67 216H68V218H67ZM70 216H72V217L74 216L75 219H77V220H75V219L72 220L74 217L71 218ZM76 216H77V218H76ZM107 216H108V219H107ZM43 217L45 219L49 218V220L46 222V220ZM101 217H103V218H101ZM105 217L107 220L105 219ZM52 218L54 219L55 222L53 221ZM70 218H71L72 222L75 221L77 223H74V222L72 223ZM60 219H61V221H60ZM68 219L70 221H68ZM254 219H255V222H254ZM44 220L46 223L44 222ZM125 220H128V221H125ZM50 221H51V223L49 224ZM52 221H53V223H52ZM62 221H63V223H61ZM65 221L68 223H65ZM100 221H102V222H100ZM106 221H109V223ZM69 222H71V224H74V225L76 224L74 227L78 226L77 229L75 228L76 229L75 230L73 228V225H71V226L67 225V224H70ZM91 222L94 223L93 224L94 226L92 225ZM98 222H100L101 225H100V223L98 224ZM128 222L131 223V225H127L126 223H128ZM60 223L61 224L65 223L64 225L68 226L67 230L69 232L65 231L67 226L66 227L63 226L65 229L61 230V228H63V227H60V225H61ZM1 224L2 223H0V225ZM108 224H110V227ZM105 225H106V227L104 228L105 230H103L102 227H104ZM126 225L128 226L127 227L128 229L127 228L125 229ZM13 226H14L15 230L12 229ZM54 226H55V228H54ZM121 226H122L123 230H121ZM41 227H43V228H41ZM70 227H72L71 229L73 230V232L71 231L72 234L69 230ZM7 228H9V227H7ZM110 228L111 229L114 228L113 231ZM18 229H20V232ZM41 229H43V230L41 231ZM45 229H46V231H45ZM53 229H55V230H53ZM108 229L111 230L112 233H110L111 231L109 232ZM11 230L12 231L14 230V231L12 232ZM102 230L104 232H102ZM120 230L124 231V232L121 234ZM75 232H76V234H75ZM93 232H96V233H93ZM100 232H102V235ZM118 232H119V234H118ZM6 233L11 234V236L10 235L6 236L7 235ZM58 233H60L59 236H56V235H58ZM65 233H67V235ZM53 234H55V235H53ZM69 234H71V235H69ZM106 234H108L109 237ZM116 234H118V236ZM22 235H24V234H22ZM64 235L67 236V238ZM72 235L74 237L75 236L76 237L74 238ZM29 236H31V237H29ZM99 236H100V238L101 237L103 238L105 236V238H103L104 240L102 238L99 239ZM7 237H9L10 239H12L14 237V239H12V241L15 240L16 242L15 241L12 242ZM83 237L86 240L80 239V238L84 239ZM107 237L109 239H107ZM54 238H56L55 242H54ZM59 238H61V239H59ZM64 238L67 239V242H65L66 240L64 241ZM112 238H113V240H112ZM5 239L7 241L9 240L8 241L9 243ZM16 239L21 240V241H18V244L21 242H23V243L25 242L24 245H23V243H21V245H18ZM73 239H76V241ZM77 239L80 240V242ZM90 239L93 240V242ZM105 239H106V241H105ZM109 240H110V242H109ZM10 241L13 244L15 243V245L12 244L13 247H12ZM49 241L52 243H50ZM68 241H69V243H68ZM71 241H73L74 245L71 243ZM89 241H91V242H89ZM102 241H103V243H102ZM27 242H28L29 246L31 245L32 247L31 246L29 247ZM42 242H43V244H42ZM76 242L77 243L79 242V244H77ZM87 242H89V243H87ZM96 242L97 243L99 242L98 245ZM104 242H105V248H104ZM107 242H109V243H107ZM4 243H5V245H4ZM80 243L81 244L83 243V244L81 245ZM85 243H87L88 246ZM106 243H107V245H106ZM7 244H9L10 247ZM84 244L86 247L84 246ZM49 245H50V247H49ZM75 245L76 246L80 245L82 247L83 251L81 250V247L79 250V249H77V247H79V246L76 247ZM89 245L92 248L91 250L89 248L90 247ZM102 245H103V247H102ZM16 246H18V247L16 248ZM19 246H22V248ZM73 246L77 250L75 248H73ZM7 247H8V249H7ZM55 247H57V248H55ZM96 247H98V249ZM10 248L12 250H13V248H15V249L12 251ZM19 248L24 251L23 255L27 254L26 258H24L25 256H23L22 252H20L22 250H18ZM30 248H31V250H30ZM32 248H33V250L34 249L35 250L32 251ZM72 249H73V251H72ZM86 249H87V251L85 252ZM100 249H101V251L103 250L104 253L101 252ZM62 250H63V252H62ZM64 250H66V251H64ZM67 250H68V252H67ZM78 250L80 252H78ZM97 250H98V253H100L102 256V261L100 259L101 256H99L100 254L98 255V253H97ZM8 251L9 252L11 251L10 253L12 255H9V253H7ZM14 251H15V254H13ZM29 251H32V253L31 252L28 253ZM92 251H93V254H92ZM17 252H20L19 254H21L19 258L15 257V256H19V254ZM53 252H55V253H53ZM60 252L62 253V255L64 253L65 254L62 256ZM76 252H78V253L76 254ZM95 252H96V254H95ZM79 253L81 254V256ZM86 253H88V255ZM44 254L46 255V259L43 258V257H45ZM73 254L75 257L73 256ZM90 254L95 255V256L92 257V256H90ZM6 255L7 256L9 255V257L7 258ZM28 255L31 256L30 259H29ZM48 255H51V256H48ZM86 255L88 256L87 258H86ZM21 256H23V257H21ZM32 256L34 257V259ZM41 256H42V259L39 258ZM52 256H53V258H51ZM89 256L91 257V259L89 258ZM97 256H98L99 261L95 262L97 260ZM81 257H82V259H86V260H83L81 262L79 260V259H81ZM95 257H96V260H95ZM6 258L9 261L6 262ZM9 258H11V259H9ZM56 259L58 261H56ZM88 259H90V260L88 261ZM11 260L14 262H12ZM43 260L46 262H44ZM103 260H104V262H103ZM47 261H48V263H47ZM51 261H52V263H51ZM2 263H0V264H2ZM15 264H17V263H15Z\"/></svg>", "mask_w": 264, "mask_h": 264}, {"label": "bare ground", "instance_id": "6f19581e", "mask_svg": "<svg viewBox=\"0 0 264 264\" xmlns=\"http://www.w3.org/2000/svg\"><path fill=\"white\" fill-rule=\"evenodd\" d=\"M3 1H4V0H2V4H3ZM7 1H8V0H7ZM15 1H17V0H15ZM15 1L13 0V2H15ZM20 1H21V0H20ZM31 1H32V0H31ZM35 1H37V2H35ZM35 1H33V3H34L35 5H37L38 7H39V6H42V7H41L42 10H43L44 7L47 6V3H49V2H47L46 0H45V1H44V0H35ZM56 1H57V0H56ZM56 1H54L55 3L53 4V5L57 4V5H55L56 8H58L57 6H58V4H60L59 2H61V1H62V2H61V5H62V3H63V4H66V3L63 2V0H61V1L58 0V1H59V2L57 1L58 3H56ZM82 1H83V0H82ZM82 1H80V0H73V2H75V3L77 2V4H76L77 7L80 5V7H81V11H82L83 13H85L86 15H90V13L87 11V7L83 6V2H82ZM17 2H18V1H17ZM21 2H22V1H21ZM52 2H53V1H52ZM4 3H5V2H4ZM7 3H9V2H7ZM7 3H5V4H7ZM15 3H16V2H15ZM15 3H13V4H15ZM18 3H19V2H18ZM33 3H32V4H33ZM36 3H38L39 5L36 4ZM0 4H1V0H0ZM13 4H12V5H13ZM21 4H22V3H19L18 5H20L19 7L23 8L22 10H23V12H25V10H26L28 7H26V5H24V2H23L22 6L24 5V7L26 8V9L24 10V7H22ZM50 4H51V1H50V3H49V6H50ZM18 5H15V6H18ZM51 5H52V4H51ZM53 5L50 6L51 8H48L51 12H53V10H54V8H55V7H53ZM61 5H59V6H61ZM2 6H3V5H2ZM8 6H9V4H8ZM15 6H11V5H10L11 8H13V7L16 8ZM33 6H34V5H33ZM37 6H36V7H37ZM67 6H68V5H67ZM107 6H108V5H107ZM38 7H37V8H38ZM47 7H48V6H47ZM64 7H66V5L63 6V9H64ZM80 7H78V8L80 9ZM14 8H13V9H14ZM17 8H18V7H17ZM21 8H20V9L18 8V9H19L18 13L20 12ZM31 8H32V7H31ZM34 8H35V6H34ZM37 8H36V9H37ZM39 8H40V7H39ZM52 8H53V10H51ZM7 9H8V8H7ZM36 9H35V10H36ZM46 9H47V8H46ZM60 9H62V8L60 7ZM63 9H62V10H63ZM79 9H78V10H79ZM14 10H15V9H14ZM16 10H17V9H16ZM22 10H21V11H22ZM27 10L29 11L30 9H27ZM27 10H26V11H27ZM31 10H33V9H31ZM35 10H34V11H31V13H30V11H29L28 14H30L31 16H30V15H29V16L26 15L25 19L27 20V19L30 17L29 19H30V20L32 21V23H33L34 20H35V18H37V19H38V17H39V18H41V17L44 18L43 15H44V14L46 15V12H47V10H45V13H44V12L42 13L43 15H42V14H41V15L39 14V15L41 16V17H40V16H38L37 13H39V12L42 11V10L38 11L37 13L35 12ZM38 10H39V9H38ZM55 10H56V9H55ZM65 10H67V11H71V10H68V9H66V8H65ZM12 11H13V10H12ZM36 11H37V10H36ZM43 11H44V10H43ZM50 11H49V12H50ZM58 11H59V8H58ZM58 11H56V12H57V13H60V12H61V14H62V11H60V12H58ZM23 12H22V16H24L23 14H25V13H23ZM63 12H64L63 15H66V12H65V11H63ZM10 13H11V12H10ZM32 13H33V14L36 13V14H37V17H36V14H35V15H34L35 18H34V17H33L34 19L31 18V17L33 16ZM40 13H41V12H40ZM47 13H48V12H47ZM57 13H56V14H57ZM68 13H69V12H68ZM68 13H67V15L65 16L67 19L64 18V21H63V18H62V17H61L62 19L60 18V16H61L60 14H58V15H60V16L57 15V16L59 17V18H57V19H56V17L53 18V17L55 16L54 13H53L54 16H53V15L51 16V14H50L49 17H51L50 19H52V18H53V19H56L58 22H57L56 20H54V21H56L57 24H59V22L62 20V21L60 22V25H64V24L68 23V22H67V21H68V17H67V16H69ZM0 14H1V13H0ZM70 14H71V16L74 15V13H70ZM47 15H48V14H47ZM7 16H8V14H7ZM74 16H75V15H74ZM27 17H28V18H27ZM76 17H77V16H76ZM20 18H22V17H20ZM23 18H24V17H23ZM45 18L47 19V16H45ZM73 18H75V17H73ZM77 18H79V16H78ZM3 19H4V18H3ZM48 19H49V18H48ZM48 19H47V20H48ZM50 19L48 20V21H52V23L50 22V24L55 23L53 20H50ZM58 19H60V21H59ZM65 19H66V20H65ZM7 20H8V19H7ZM10 20H11V19H10ZM19 20L22 21L23 19H19ZM38 20H39V19H38ZM38 20H35V23H34V24H36V23H37L36 21H38ZM42 20H43V19H42ZM69 20H72V21H73L72 23H71V21L68 23L70 26L67 24L68 26H65V27L63 26V27H62L61 29H59V30H62V31H63V29L65 28L64 30L67 32V30H66V27H67V28H68V31H70V30H71V31H75V30H74L75 28H73V27H71V26H73V24H74V27H76V26H75V22H77L78 20L75 18V20H77V21L74 22V20L72 19V17H70ZM24 21H25V20H23V22H22V23H23V26H25V25H24V24H25ZM40 21H41V20H39V22H38L39 25L37 24V25L39 26V28H41V26L43 25L44 30H47V28L44 26V24H42V25L40 26V24H41ZM48 21H47V23H48ZM27 22H28V20L26 21V23H27ZM44 22L46 23V20H45ZM62 22H64V24H62ZM65 22H66V23H65ZM78 22H79V21H78ZM7 23H8V22H7ZM17 23H19V22H17ZM30 23H31V22H30ZM32 23H31V24H32ZM47 23H46V24H47ZM34 24L30 26V28H31L30 30H33L34 28L37 27V25H36V26L33 28L32 26H34ZM46 24H45V25H46ZM50 24H47V25H50ZM15 25H16V24H15ZM18 25H21V24H18ZM18 25H17V26H18ZM28 25H30V24H28ZM54 25H55V24H53L52 26L55 27ZM60 25H59V26H60ZM17 26H16V27H17ZM23 26H22V28H24ZM52 26L50 25L51 28H52ZM56 26H58V25H56ZM59 26L56 27V28H60V27H61V26H60V27H59ZM86 26L88 27V29H87L88 31H86V33H89V35L86 34V33L84 32L85 34H84V35L82 34V36H84V38H86L87 41H85V42H87V43H83V42H84V41H83V37L80 36V38H82L80 42H82L83 44H86V46L83 47V48H85V50H84L85 53H83V50H81L82 48H80L79 51H82V52H79V54H80V53H83V55L85 54L86 56L84 55L83 57L88 58V60H89V64H88V62L86 63V61H85V64H83V66H82V69H83V70H80V69H78V68L76 69L75 64H74V67H75V68H73V70H72V68H71V69L66 68L67 65H68L69 67H71V66L69 65V63H68V62H69V61H68V60H69V59H68V58H69V57H68L69 55H66L67 53L70 54L71 52L69 53V52L64 51V53L66 52V54H64V55H65V56H64V55H63V51H62V53H61L60 48H61V50H62V48H64V49L67 48V49H68L67 46H68L69 44H70V47H72V48L75 47V45H76V44L74 45L73 43H71V42H73V41H71L70 43L68 42V43L65 44V42H64V44H61L63 41H66V40H64V39H67L66 37L63 38V41H62V42H61V40H60V44H58V46H59V45H62V46H59V47H58V46L56 47V44H57V43L54 42L55 39L53 40V37H54V36H53V37L50 36L49 40L47 39V36H46V38H43V40L41 39V41L38 40V46L35 47V49H36L35 54H36V55L38 54L39 56H33L34 54H32V55L27 54V50H26V49H24V48H22V47H20V46L18 47L17 45H16V46H17L18 48H16V46H15V48H12V50H11V48H10V50H7L6 48H8V47H6V46H5L6 48L2 47V49H3V48H4V49H3V50L1 49L0 52H1V53H2V51H5V52L2 53V58L0 59V66L2 65V64H1L2 62H3V63L5 62V63H7V64H6L7 66H8V65H11V68H10L7 72H1V71H0V117H5V118L9 117V118L11 119V117H14V116L16 117V115H14L15 112H17L19 115H20V113H22V112H26V111H27V110H26L27 108H26V106H25L26 104H27V105H32V104H29V103H31V102H37V101H41L42 98H41V97L39 98V94H40V93H35V92L32 91V90L34 89L33 86H37V89L39 90L40 87L42 88V87H45V86L49 85V87L51 88V90L54 89V94H55V90L58 89V88L60 89V85H59L60 83H58V81L61 82V80H60V76L62 75L61 78H64V76H63V75H64V71H65V73H67L66 70H64V69L71 70V72H70L69 74H71V73L74 71V69H75L76 73L78 72V70H80V72H81V71H83V72L85 71V73H84V75H85L86 72L89 70V67H90V66H92V67H91L92 69H90V70H93V69H94L93 67H94V66H97V65H99V64L102 65V66H104V67H102V68H104V69H105V68H109L111 64L114 65V66L116 65V67H118V65L115 64V63H117L118 58H116V59H117V60H116V59H114V58L111 57L112 52H113V55H114V56L117 54L116 51H115L114 49L118 46V44L116 43L117 46L115 47V44H114L115 42H111V41L109 40V38L106 36V33L103 34V35H99V34H100V31L98 30L99 28H98L97 26L92 25V24H86V25H85V28H87ZM3 27H4V26H3ZM50 27H49V29H50ZM95 27H96V28H95ZM22 28L17 29L16 31H15V29H14L12 32H10V35H9L7 32H5V31H4V33H2V30H1V32H0V43H1L2 39L6 38L5 36L8 37V35H9V37L14 36V35H15V36H16V35H19V38H20V39L18 38L19 41L21 40V38H22L23 36H25V34H26V37H27V36H28V31H29V29H26L27 26H26V28H24L25 30L22 29ZM72 28H73V29H72ZM85 28H83V29H85ZM41 29H42V28H41ZM52 29H53V28H52ZM90 29H92V30H90ZM26 30H27V31H26ZM78 30L80 31V29H78ZM33 31H35V29H34ZM50 31H51L52 33L55 32V34H56V31L58 32V30H55V29H53L54 32H53L52 30H50ZM62 31H59V33L62 34V33L64 32V31H63V32H62ZM71 31L68 32V33H72ZM83 31H84V30H83ZM30 32H31V31H30ZM30 32H29V33H30ZM46 32H48V31H46ZM52 33H51V35H52ZM73 33H74V32H73ZM76 33H77V31H76L73 35H72V34H71V35L68 34V35H69V37H70V36H73L72 40H75V39H74V37H75L74 35H76ZM81 33H83V32L81 31ZM81 33H80V34H81ZM31 34H32V33H31ZM31 34H30V35H31ZM42 34H43V32H42ZM42 34H40V35H42ZM45 34H47V33H44V35H45ZM48 34H50V32H49ZM61 34H59V36H60ZM63 34H66V33L64 32ZM63 34L61 35V39H62ZM80 34H79V35H80ZM40 35H39V36H40ZM79 35H76V37L78 36V37L76 38V40L79 38ZM86 35H88V36L86 37ZM42 36H43V35H42ZM64 36H65V35H64ZM17 37H18V36H16V39H17ZM40 37H41V36H40ZM44 37H45V36H44ZM48 37H49V35H48ZM51 37H52V39H51ZM55 37H57V36H55ZM55 37H54V38H55ZM37 38H38V36H37ZM41 38H42V37H41ZM58 38H59V37H57L56 39L59 40L60 38H59V39H58ZM70 38H71V37H70ZM70 38H69V39H70ZM80 38L78 39V42H79ZM16 39H15V40H16ZM50 39L53 40V41H51ZM69 39H67V41H68ZM88 39H90L89 41H93V39H94V41H95V40L97 39L99 42H98V44H96V45H93L92 43H91V44H90V43L88 44ZM76 40H75L74 42H75V43H78V42H76ZM84 40H85V39H84ZM16 41H17V40H16ZM23 41L25 42V40H23ZM36 41H37V39H36ZM39 41H40V42H39ZM67 41H66V42H67ZM31 42H32V41H31ZM53 42H54V43H53ZM80 42H79V43H80ZM13 43H14V42H13ZM13 43H12V44H13ZM25 43H27V42H25ZM25 43H24V44H25ZM35 43H37V42H35ZM12 44H11V46H13ZM22 44H23V43H22ZM22 44H21V45H22ZM112 44H113V46L115 47L114 49L112 48ZM3 45H4V43H3V44H0V46H3ZM34 45H36V44H34ZM71 45H73V46H71ZM77 45H78V44H77ZM7 46H8V45H7ZM11 46H10V47H11ZM27 46H29V45H27ZM27 46H26V47H27ZM65 46H66V47H65ZM70 47H69V48H70ZM78 47H79V46H78ZM118 47H119V46H118ZM31 48H32V46H31ZM72 48H71V49H72ZM27 49H29V48H27ZM71 49H69V50H71ZM74 49H75V48H74ZM74 49H72V50H74ZM76 49L78 50V48H76ZM111 49H113L115 52H114L113 50H111ZM30 50L34 51L33 49H30ZM65 50H66V49H65ZM69 50H68V51H69ZM72 50H71V51H72ZM77 50H76V52H75V50H74L75 53L72 52L71 54H75V55H77V54H78V53H77ZM29 53H32V52H29ZM53 53H60V55L62 54L64 57H67V58H65V59H68V60H67L68 62H67V65H65L64 68L62 67L63 70H64V71L62 70L63 73H62L61 75H59V76H56L58 73L61 72V71H59V70H61V69H59V68H61L62 64H63V66H64L63 61H61V65L58 64V65H59V66H58V71H59V72L57 73L56 71H54L53 74L56 73V75L54 74L53 76H51V78H53V79L49 82V84H46V81H45L44 79L47 78V77H46L45 75L48 74V73H51V72H50L51 70H49L48 68H46V64H45L44 60H45V58H47L48 55H52ZM76 53H77V54H76ZM86 53H87V54H86ZM115 53H116V54H115ZM71 54H70V55H71ZM79 54H78V55H79ZM0 55H1V54H0ZM54 55H55V54H54ZM62 55H61V56H62ZM78 55H77V56H78ZM87 55H90V56L87 57ZM10 56H12V57L15 56V57L13 58V61H11L12 59L10 58ZM61 56H60V59H61ZM77 56H76V57H77ZM79 56H81V54H80ZM117 56H119V55H117ZM38 57H40V58H38ZM41 57H42V58H41ZM55 57H56V56H55ZM72 57L74 58L73 55H72ZM72 57H70V59H71ZM83 57H81V58H83ZM119 57L122 58L121 56H119ZM43 58H44V59H43ZM86 58H85V59H86ZM110 58H112V59H114V60H116V61H114V60H112V59H110ZM47 59H48V58H47ZM49 59H51V58L49 57ZM54 59H55V58H54ZM57 59H58V56H57ZM225 59H227V58H225ZM58 60H59V59H58ZM62 60H64L63 57H62ZM82 60H84V59H82ZM110 60L114 61V63H113L112 61L110 62ZM120 60H121V59H120ZM127 60H128V59H127ZM10 61H11V62H10ZM118 61H119V60H118ZM123 61H125V60L123 59L121 64H123ZM57 62H59V61H57ZM64 62H65V61H64ZM119 62H120V61H119ZM119 62H118V63H119ZM128 62H129V60H128ZM128 62H127V63H128ZM47 63H48V62H47ZM52 63H54V62H52ZM59 63H60V62H59ZM83 63H84V61H83ZM127 63H125V64H127ZM129 63H130V62H129ZM55 64H57V63L55 62ZM108 64H110L109 67H108ZM125 64H124V65H125ZM49 65H51V64H49ZM100 65H99V67H101ZM112 65H111V66H112ZM124 65H122V66H124ZM7 66H4V67H7ZM53 67H55V66H53ZM53 67H52V68H53ZM56 67H57V66H56ZM116 67H115V69H116ZM118 68H119V67H118ZM123 68H125V66H124ZM123 68H122V69H123ZM127 68H128V67H127ZM55 69H56V68H55ZM95 69H96V70H97V69L99 70V68H95ZM100 69H101V68H100ZM104 69H103V72H102V73H101V72H100V73H94V74H96V75L98 74V75H97L98 77H96V79H99V80H97V81H100V83L102 82V83H101L102 86H101V84H100L99 82H95V83H92V84L89 82V81H91V79H92V78L89 77V75H91V73L93 74V72L96 71V70H93L90 74H89V71H88V75L86 74L87 76H86V75H85V76H86L87 78L89 77V79H88L89 81L86 80L87 82H85V83H86V84H89V83H90V84H91V85L89 84L90 86H92L93 84L95 85L96 83H99V85H100V89L98 88V87H99L98 85H95L96 88L99 89L98 92H99L102 88H103L102 91L104 90V88H106V89H108V90H107V91H104V93L107 92V95H106L105 97H108V96H109L108 93H110V92H108L109 89H111V88H112V89H115L113 86L115 85L116 82L119 83V81L121 80V78L118 77V74L121 73L124 69H123V70L120 69V70H122V71L119 72V73H117V75H116V76L118 77V79L120 78L119 81H118V80H115L116 77H115V78H112V77L114 76V74L116 73V72H115V73L113 72L114 74H113V73H110V72H111V69H113V67H112V68L110 67V69H107V71H106V69H105V70H104ZM117 70H118V69H117ZM99 71H102V70H99ZM109 71H110V72H109ZM114 71H116V70H114ZM68 72H69V71H68ZM80 72H78V73H80ZM83 72H81L80 75H82ZM117 72H118V71H117ZM126 72H127V71H126ZM73 73H75V72H73ZM76 73H75V74H76ZM123 73H125V72H123ZM67 74H68V73H67ZM69 74H68V75H69ZM94 74H93V75H94ZM100 74H101V78H99ZM111 74H113V76H112ZM73 75H74V74H73ZM78 75H79V74H77V76H78ZM80 75H79V77H77V79H74V78H73V80H75V81H76V80L79 81V80L81 79V76H80ZM120 75H121V74H120ZM65 76H66V74H65ZM70 76H72V74H71ZM70 76H69V77H70ZM75 76H76V75H74V76H72V77H75ZM91 76H92V75H91ZM132 76H133V75H132ZM57 77H58L59 79H58ZM67 77H68V76H67ZM72 77H71V79H72ZM86 77H84V79H85ZM92 77H93V76H92ZM121 77H122V76H121ZM79 78H80V79H79ZM122 78H123V77H122ZM126 78H127V77H126ZM48 79H49V78H48ZM48 79H47V80H48ZM56 79H57V80H56ZM64 79H65V80H69V78L66 79V77H65ZM96 79H95V80H96ZM134 79H135V78H134ZM65 80L62 79L63 82H65ZM81 80H82V81H80V82H83V84H85V83H84V80H83V76H82V79H81ZM95 80H94V78L92 79V81H95ZM135 80H136V79H135ZM137 80H138V79H137ZM69 81H70V80H69ZM77 81H76V82H77ZM92 81H91V82H92ZM112 81H113V82L115 81L114 85H113ZM128 81H129V80H128ZM128 81H126V82H128ZM76 82H73V84L75 83L74 85L77 86L78 83L76 84ZM126 82H124V84H123L124 86H125V83H126ZM71 83H72V80L70 81V85H71ZM63 84H64V83H63ZM63 84L61 83V85H63ZM66 84H67V85H66ZM68 84H69V83H67V81H66V82H65V86H63L64 88L61 86V87H62L61 89L65 90V87L69 89L70 87H67ZM86 84H85V86H88V85H86ZM120 84H121V83H120ZM78 85H80V84H78ZM81 85H82V84H81ZM81 85H80V89H81L80 91H82L83 89H85V86L82 85V86H84L83 89H82V88H81ZM94 85H93V87L95 88ZM76 86H75V89L77 88ZM90 86H89V87H90ZM97 86H98V87H97ZM89 87H88V88H89ZM119 87H120V85H119ZM121 87H122V86H121ZM73 88H74V87H73ZM88 88H87V90L89 91V94H91V92H92L91 90H94V88L91 89L92 87H90L89 89H91V90H89ZM96 88H95V89H96ZM68 89H66V90H68ZM77 89H78V88H77ZM97 89H96V91H97ZM66 90H65V91H66ZM73 90H74V89H73ZM73 90H71V91H72V95L69 94L70 96L68 97V99H66V96H65V95L62 96L63 94L61 95V93H60V98H61V100H62V102H60V106H62V105H65V106H66V105H68V106H72V107H74L75 111H78V110H79L80 112L85 111L86 109H88L89 112H88V110H86L87 112H83L84 114H85V113H90V110H93V111H91V113L89 114V117H92V120H98V119L101 118L102 113H105V112L107 113V112H109V111H108V110H109L108 107H110V105L107 107V111H106V109H105V110L103 109V108L105 107V105H104V107L101 105V108H102L103 110L99 108L100 106H97V104L100 105V103H102L103 101H104L103 104L106 102V98H104V94H102L101 92L98 93V94H95V95H97V96H99V95L101 96V95H102V97H103L104 99L101 100L100 97H99L98 101L101 100V102L99 101L100 103H97L98 101H97V98H95L96 96H95L94 94H92L91 96H93V97L95 96V97H94V98H92V97H91V98L88 97V98H90L91 100H90V99H89V100H86L87 102L85 101V98H86V97L84 98V100H77V97H75V96H77L78 94H76V91L73 93ZM116 90H117V89H116ZM116 90H115V92H116ZM39 91H40V90H39ZM60 91L62 92V90H60ZM80 91L77 90V92H80ZM85 91H86V89H85ZM90 91H91V92H90ZM96 91H95V93H96ZM112 91H113V90H112ZM69 92H70V90L68 91V93H69ZM93 93H94V92H93ZM111 93H112V92H111ZM116 93H117V92H116ZM64 94H65V93H64ZM66 94H67V93H66ZM74 94H75V96H73ZM114 94H115V93H114ZM118 94H119V92H118ZM120 94H121V93H120ZM145 94H146V92H145ZM145 94H144V96L147 97ZM149 94H151V93H147V95H149ZM115 95L117 96V94H115ZM67 96H68V95H67ZM89 96H90V95H89ZM116 96H115V97H116ZM24 97H27L26 100H25V101H26L25 103H24V101H22V99H24ZM79 97H82V96L79 95ZM102 97H101V98H102ZM145 97H144L143 99H144L145 101H147V103H148V100H149V99L146 100L148 97H147L146 99H145ZM20 98H21V100H20ZM109 98H110V96H109ZM109 98H107L108 101L111 100V98H110V100H109ZM112 98H114V97H112ZM55 99H56V98H55ZM57 99H58V98H57ZM78 99H80V98H78ZM116 99L118 100V98H116ZM116 99H115L114 101H116ZM61 100H60V101H61ZM92 100H93V102H91ZM152 100H153V99H152ZM80 101H83V102H80ZM84 101H85V102H84ZM94 101H96V103H94ZM111 101H112V100H111ZM111 101H110V102H111ZM118 101H119V100H118ZM142 101H143V100H142ZM21 102H23V104H22ZM70 102H71V103H70ZM110 102H107V103H109V104H112V103H113V102H112V103H110ZM149 102H150V101H149ZM153 102H154V101H153ZM54 103H56V100H53L52 105H54ZM69 103H70V104H69ZM143 103L145 104L144 107H146V102L143 101ZM143 103H142V104H143ZM150 103H151V105H152V102H150ZM105 104H106V103H105ZM117 104H119V103H117ZM117 104H116V105H117ZM123 104H124V103H123ZM127 104H128V103H127ZM127 104H126V105H127ZM153 104H158V103L155 102V103H153ZM165 104H168V103H165ZM35 105H36V104H35ZM35 105H34V106H35ZM107 105H108V104H106V106H107ZM151 105H148L149 107H148V106H147V107H148V108H152V107H154V106L150 107ZM158 105H159V104H158ZM158 105H157V106H158ZM161 105H162V104H161ZM163 105H164V104H163ZM163 105H162V106H163ZM170 105H171V104H170ZM170 105L168 104L167 107H168V106L170 107ZM34 106H33V107H34ZM111 106H114V104L111 105ZM157 106L155 105V107L153 108L155 111H156V110H159V109H156ZM162 106H160V107H162ZM31 107H32V106H30V108H31ZM75 107H76V108H75ZM77 107H78V108H77ZM120 107H121V104H120ZM160 107H157V108H160ZM167 107H165V105L162 107V109H163V113H168V114H169V112H172V111H173L172 114L175 113L174 109H173L172 111H171V110L168 111L169 108H167ZM8 108H9V112H8ZM48 108H49V109H48V112H49V113H46V112H45V114H49V116L47 115L48 117H47L46 120H45V121H47L48 125H47L46 123H45L46 125H44V122H43V126H45V129L42 128V130H41V129L38 130V131H39V135H40V139H42V137L45 135V139H43V140H45L46 143H47V139H46V138H47V136H48V141L52 144V146H54V147H53L54 149H52L53 151H54V150H55V151L58 150L57 152H60L59 150L62 151L61 148H64L66 144H67V147H66V148H68V149L72 148V145L75 146L72 142L76 140V139L73 140V137H74V138H75V137L77 138L78 136H77L76 134H77V133H80V131L77 130V129L79 128V127L77 126V124H78V123H77V120H78V119L76 118V117H77V114L74 112L75 115H76V116L74 117V115L71 114V112H70V113H66V114H65V113L63 114V112L56 113L57 110H56V112H55V111H53V109H50L51 107H48ZM52 108H53V107H52ZM54 108H55V107H54ZM62 108H63V107H62ZM110 108H112V107H110ZM114 108H115V106H114ZM122 108H123V106H122ZM122 108H121V109H122ZM125 108H126V107H125ZM170 108H171V107H170ZM172 108H174V107L172 106ZM172 108H171V109H172ZM36 109H38V108L35 106V108H32V110H31V109L28 110V113L33 114L31 111L36 110ZM66 109H67V108H66ZM68 109H69V108H68ZM97 109H100V111L98 112ZM112 109H113V108H112ZM115 109H118V108L116 107ZM153 109H152V111H153ZM165 109H167V110H165ZM10 110H11L12 112H11ZM18 110H19V112H18ZM25 110H26V111H25ZM45 110H47V107H46ZM96 110H97L98 113L95 112ZM113 110H114V109H113ZM122 110H123V109H122ZM164 110H165V111H168V112H165ZM5 111H6L7 114L5 113ZM29 111H30V112H29ZM38 111H39V109H38ZM40 111H41V110H40ZM40 111H39V112H40ZM58 111H59V110H58ZM64 111H65V110H64ZM73 111H74V110H73ZM33 112H34V111H33ZM80 112H79V113H80ZM110 112H112V111H110ZM116 112H117V111H116ZM118 112H119V111H118ZM118 112H117V113H118ZM36 113H37V112H36ZM36 113H35V114H36ZM41 113H42V111H41ZM77 113H78V112H77ZM112 113L114 114V111H113ZM163 113H160L161 116L163 115ZM12 114H13V115H12ZM22 114H23V113H22ZM22 114H21V115H22ZM24 114H25V113H24ZM35 114H34V115H35ZM50 114H51V116H50ZM93 114H94V116H91V115H93ZM100 114H101V115H100ZM110 114H111V113H110ZM168 114H166L167 116H166V115H163V117H164V118H165V117L168 118V117H169ZM7 115H8V116H7ZM11 115H12V116H11ZM19 115H17V117H18ZM26 115H27V113H26ZM34 115H33V116H34ZM107 115H108V114H107ZM114 115H116V114H114ZM120 115H122V114H120ZM123 115H124V114H123ZM173 115H174V114H173ZM173 115H172V116H173ZM22 116L24 117V115H22ZM35 116H36V115H35ZM35 116H34V117H35ZM79 116H80V115H79ZM79 116H78V117H79ZM81 116H82V115H81ZM87 116H88V115H87ZM108 116H109V115H108ZM116 116H118V115H116ZM116 116H109V118H110V117L113 118V117H116ZM172 116L169 117V121H170L169 123H171L170 118H172ZM174 116H176V114H175ZM15 117L12 118L11 120H9V118H7V119H3V118H2V120L5 121V123H7V124L10 122L11 125H14V123L12 124L11 121H12V120L15 121ZM23 117L20 116V120H19V121H22V118H23ZM26 117H27V116H26ZM28 117H29V116H28ZM37 117H39V116H37ZM41 117H42V116H41ZM82 117L87 118V117H85V116H82ZM105 117H106V116H105ZM121 117H122V116H121ZM29 118H30V117H29ZM29 118H28V119H29ZM35 118H36V117H35ZM94 118H95V119H94ZM106 118H108V117H106ZM117 118H118V117H117ZM176 118H177V117H176ZM16 119H17V118H16ZM26 119H27V118H26ZM36 119H37V118H36ZM38 119H39V118H38ZM42 119H43V118H42ZM50 119H51V120H50ZM82 119H83V118H82ZM88 119H90V118H88ZM172 119L174 120V117H173ZM49 120H50V122H49ZM86 120H87V119H86ZM107 120H108V119H107ZM107 120H105V122H106ZM129 120H130V119H129ZM132 120H133V119H131V122H132ZM6 121H9V122H6ZM19 121H18V122H19ZM27 121H28V120H27ZM31 121H32V120H31ZM41 121H42V120H41ZM87 121H88V120H87ZM87 121H86V123H87ZM110 121H112V120L110 119ZM123 121H124V120H123ZM12 122H13V121H12ZM18 122H16V123H18ZM23 122H24V121H23ZM28 122H29V121H28ZM92 122H94V121H92ZM92 122H91V123H92ZM97 122H98V121H97ZM103 122H104V120H103ZM175 122H177V121L174 120V123L172 122V123H173V126H175V128L173 127V128H174V129H173V128L171 127L172 124H170L171 129L169 128V131H168V129H167L168 133L166 132V133H165L166 135L169 134L170 130L172 131V132H170V133H173V131L177 128L176 125H174V124H176ZM16 123H15V125L17 126ZM31 123L33 124V121L30 122V124H31ZM35 123H36V122H35ZM75 123H76V124H75ZM86 123H85V124H86ZM91 123H89V124H90V125H88L89 127L91 126ZM20 124H21V127H22L23 124H22L21 122H20ZM41 124H42V123H40V125H41ZM49 124H50V125H49ZM79 124H80V123H79ZM8 125H9V124H8ZM25 125H26V123H25ZM28 125H29V124H28ZM28 125H26V126L28 127ZM119 125H120V124H119ZM0 126H2V121L0 122ZM3 126H5L4 122H3ZM26 126H25V127H26ZM31 126H32V125H30V128H27V131H28V129H31ZM35 126H36V125H34V128H35ZM37 126H38V124H37ZM76 126H77V128L75 129ZM98 126H100V125H98ZM6 127H10V128H11V126H7V125H6ZM17 127L20 129V126H19V125H18ZM39 127H40V126H39ZM82 127H83V126H82ZM127 127H128V126H127ZM0 128H1V127H0ZM10 128H8L9 130H6L7 128H5V132L7 133V132L10 131V130L14 132L13 128H12V129H10ZM83 128H84V127H83ZM101 128H102V127H101ZM103 128H104V127H103ZM105 128H106V127H105ZM128 128H131V127H128ZM132 128H133V127H132ZM1 129H2V128H1ZM19 129H18V130H19ZM23 129H24V128H23ZM80 129H81V128H80ZM91 129H92V128H91ZM108 129H109V128H108ZM111 129H112V128H111ZM114 129H115V126H114L113 130H114ZM2 130H4V129H2ZM18 130H17V131H18ZM21 130H22V129H21ZM31 130L34 131L33 129H31ZM36 130H37V129H36ZM81 130H82V129H81ZM93 130H94V128H93ZM96 130H97V129H96ZM125 130H126V129H125ZM127 130H128V129H127ZM130 130H131V129H130ZM0 131H1V130H0ZM11 131H10V132H11ZM15 131H16V129H15ZM29 131H30V130H29ZM86 131H87V130H86ZM90 131H91V130H90ZM105 131H107V130H105ZM5 132L3 131V133H5ZM13 132H12V134H13ZM19 132H20V130H19ZM25 132H26V129H25ZM101 132H103V131L101 130ZM151 132H152V131H150V133L147 132L149 135H148V134H145V135H147V136H151V139H150V137H148L149 140L146 138L147 136L144 137V139L146 138V139H145L146 141L148 140L147 143L150 142V141H153V142L158 141V140L156 139V137H155L156 135L154 134V132H152L153 134H151ZM1 133H2V132H1ZM3 133H2V134H3ZM26 133H28V132H26ZM26 133H25V134H26ZM92 133H94V131H93ZM97 133H98V132H97ZM99 133H100V131H99ZM103 133H104V132H103ZM103 133H102V135H103ZM125 133H126V132H125ZM127 133H128V132H127ZM8 134H10V133L8 132ZM12 134H11V136H12ZM15 134H16L17 136H20L18 132H17V133L15 132V133L13 134V136H14ZM29 134H30V132H29ZM31 134H32V133H31ZM100 134H101V133H100ZM106 134H107V133H106ZM108 134H110V133H108ZM116 134H117V133H116ZM3 135H4V134H3ZM5 135H6V134H5ZM5 135H4L3 137H6ZM37 135H38V134H37ZM87 135H88V134H87ZM111 135H113V134H111ZM166 135L164 136L165 139H167L166 137H168V135H167V136H166ZM169 135H170V134H169ZM171 135H172V134H171ZM179 135H180V134H179ZM0 136H1V135H0ZM9 136H10V135H9ZM22 136H23V135H22ZM22 136H21V137H22ZM108 136H110V135H107V138L109 139L110 137H108ZM23 137H24V136H23ZM31 137H32V136H31ZM33 137H34V135H33ZM100 137H101V136H100ZM100 137H99V138H100ZM132 137H133V136H132ZM169 137H170V136H169ZM171 137H173V136H171ZM16 138H18V137L15 136V139H16ZM99 138H98V141L100 140ZM105 138H106V136H105ZM105 138H104V139H105ZM112 138H115V137H112ZM116 138H117V137H116ZM118 138H119V137H118ZM141 138H142V137H141ZM164 138H163V139H164ZM0 139H1V138H0ZM3 139H4V138H3ZM24 139H26V138H22V140H24ZM27 139H28V137H27ZM77 139H79V138H77ZM80 139H81V138H80ZM80 139L78 140L77 143L75 142L76 144H78L77 147H79V148H80V145H81V144H84V143H85V140H86V139H85V140L83 139V140H84V143H82L81 141H83V140H80ZM133 139H135V137H134ZM133 139H132V141H133ZM137 139H138V137H137ZM137 139H136V140H137ZM170 139H171V138H170ZM1 140H2V139H1ZM7 140H8V137H7ZM9 140H10V141H9ZM9 140H8L7 142H6L5 140H2L1 143H3V141H4V143L6 142L8 145H7V144H0V148H1V145L9 146V145H10L9 143L13 141V137H12V139H11V137H10ZM11 140H12V141H11ZM17 140H19V138H18ZM22 140H19L18 143H16L17 141H14V143H16V145L19 146V148L16 147V146L14 147V145H13V150H14V151H13L12 153L16 152V149H17V148H18L17 150H19V149L21 148L20 145H18V144H19V143L22 144ZM29 140H30V139H29ZM92 140H93V139H92ZM101 140H102V137H101ZM105 140H107V139H105ZM182 140H183V139H182ZM20 141H21V142H20ZM27 141H28V140H27ZM32 141H34V140H32ZM76 141H77V140H76ZM87 141H89V140H87ZM93 141H94V140H93ZM96 141H97V140H96ZM143 141H144V140H143ZM168 141H169V138H168ZM179 141H180V139H179ZM24 142H26V141H24ZM24 142H23V143H24ZM35 142H36V141H35ZM43 142H44V141H43ZM43 142H42V144H43ZM49 142H48V143H49ZM70 142H71L72 144H71ZM79 142H81V143L79 144ZM104 142H106V141H104ZM108 142H109V140L107 141V144H108V146H109V143H108ZM137 142H138V141H137ZM161 142L164 143V141H161ZM166 142H167V141H166ZM166 142L164 143V145L166 144ZM180 142H181V141H180ZM12 143H13V142H12ZM14 143H13V144H14ZM44 143H45V142H44ZM86 143H87V142H86ZM89 143H90V141H89ZM89 143H88V145H89ZM95 143H96V142H94V144H95ZM110 143H111V142H110ZM131 143H132V142H131ZM134 143H135V141H134ZM134 143H132V145H134ZM138 143H139V142H138ZM141 143H142V142H141ZM141 143H140V144H141ZM147 143L145 142V145H144V146H146ZM151 143H152V142H151ZM30 144H31V143H30ZM30 144H29V146H30V148H31V145H30ZM68 144H71V147H69L70 145H68ZM90 144H92V143H90ZM94 144H92V146H93ZM96 144H97V143H96ZM96 144H95L94 146H96ZM107 144H106V145H107ZM124 144H125V143H124ZM142 144H144V143H142ZM148 144H149V143H148ZM154 144H155V143H154ZM11 145H12V144H11ZM34 145H37V144H34ZM34 145H33V146H34ZM84 145H85V144H84ZM86 145H87V144H86ZM86 145H85V146H86ZM111 145H112V144H111ZM155 145H156V144H155ZM162 145H163V144H162ZM162 145H161V146H162ZM24 146H25V145H23L22 147H24ZM42 146H43V145H42ZM48 146H50V145H48ZM52 146H51V147H52ZM81 146H83V145H81ZM89 146H90V145H89ZM92 146H91L90 148H92ZM98 146H99V145H98ZM108 146H106L105 148L107 149ZM151 146H152V145H151ZM2 147H3V146H2ZM9 147H11V146H9ZM9 147H8V149H9ZM37 147H38V149H39L40 146L37 145ZM37 147H36V148H37ZM45 147H46V149L49 148V147H47V146H45ZM75 147H76V146H75ZM96 147H97V146H96ZM110 147H111V146H110ZM130 147H131V146H130ZM130 147H129V148H130ZM133 147H134V146H133ZM136 147H138V146H136ZM136 147H135V148H136ZM142 147H143V146H142ZM162 147H164V146H162ZM165 147L167 148V146H165ZM14 148H16V149H14ZM34 148H35V147H34ZM66 148H65V149H66ZM79 148L76 150V152H74L75 150H73V151L71 152V154H72L73 152H74L76 155L82 153V152L79 151ZM85 148H86V147H85ZM105 148H104V149H105ZM111 148H112V147H111ZM157 148H158V147H157ZM157 148H156V146H155V149H157ZM4 149L6 150L7 147H4ZM8 149H7V150H8ZM43 149H44V147H43ZM43 149H42V156L45 154V153L43 152V151H44ZM46 149H45V150H46ZM73 149H76V148L73 147ZM109 149H110V148H109ZM133 149H134V148H133ZM136 149H137V148H136ZM152 149H153V148H152ZM158 149H159V148H158ZM167 149H169V146H168ZM0 150H3V148H1ZM9 150H11V148H10ZM27 150H28V148H27ZM27 150H26V151H27ZM30 150H31V149H30ZM39 150H40V149H39ZM47 150H48V149H47ZM80 150L82 151V147H81ZM87 150H88V148H87ZM93 150H94V147H93ZM97 150H99V149L96 148V150H95L94 152H96ZM110 150H111V149H110ZM129 150H130V149H129ZM149 150H151V149L149 148ZM153 150H154V149H153ZM3 151H4V150H3ZM3 151H1V153H0V160H1V161L4 160V159H6V155H5L4 153L7 152V151H4V153H2ZM19 151H20V150H19ZM19 151H17L18 153H17V152H16V153L19 154V155H21V156H23V154H25V153H23V154L21 153V154H20ZM23 151H25V150L22 149V152H23ZM26 151H25V152H26ZM28 151H29V150H28ZM31 151H32V150H31ZM31 151H30V152H31ZM34 151H36V150H34ZM63 151H64V150H63ZM66 151H67V150H65L64 152H60V153H59V157L61 156V154H64ZM68 151H70V150H68ZM83 151H84V153H85V150H84V149H83ZM88 151H91V150L89 149ZM88 151H86V156H87L88 154H89V156L92 155V154H94V153H91V152H90L91 154H90V153L87 154ZM108 151H109V150H108ZM155 151H156V150H155ZM164 151H165V149H164ZM169 151H171V149H170ZM32 152H33V151H32ZM32 152H31V153H32ZM46 152H47V151H46ZM77 152H79V153L77 154ZM98 152H100V151H98ZM110 152H112V150H111ZM115 152H116V151H115ZM126 152H127V151H126ZM131 152H132V151H131ZM152 152H153V151H152ZM167 152H168V151H167ZM167 152H166V153H167ZM12 153H11V152L9 153V151H8V152H7V155H8V154H12ZM35 153H36V152H35ZM48 153H49V152H48ZM52 153H54V152H52ZM74 153H73V155H74V157H75V154H74ZM104 153H107L108 158H107V156H106L107 161L105 162L104 166H101V167H103V168L105 169V171H106V170L114 171L113 173L116 175V176H115V175L113 174V176H114V178H115L114 181H115L116 183H118L117 180H120V182L124 183V184H123L124 187H125V186H126V187H129V185L131 186V183H130V182H131V180H130V179H131V173H134L135 171L137 172V171L139 170V168H141L142 170H147V169H152V167H153V166H152V167H149V168L142 167V166H141V161L137 158V157H138V154H137V157H136V158H129V156H128L126 153H125V155H121L122 157L120 156V157L118 158V156H116V157L114 156L115 158H113V156L110 155V154L108 155V152H105V150H104ZM104 153H103V154H104ZM127 153H128V152H127ZM139 153H140V152H139ZM170 153H173V152H170ZM2 154H3V155H2ZM29 154H30V153H29ZM33 154H34V153H33ZM36 154L39 155V153H36ZM56 154H58V153H56ZM56 154L54 153V155H56ZM66 154H67V152L65 153V156H66ZM68 154H69V156L71 157V154H70V153H68ZM96 154H97V153H95V155H96ZM98 154H100V153H98ZM121 154H122V153H121ZM132 154H134V152H133ZM223 154H225V153H223ZM12 155L14 156V154H12ZM19 155H15V156L17 157V156H19ZM26 155H28L27 152H26ZM30 155H32V154H30ZM30 155H28V156H30ZM48 155H50V154H48ZM54 155H53V157H54ZM81 155H83V154H81ZM130 155H131V153H130ZM10 156H11V155H10ZM10 156H9V158H10ZM13 156H12V157H13ZM32 156H34V155H32ZM40 156H41V154H40ZM42 156H41L40 158H42ZM57 156H58V155H57ZM62 156H63V155H62ZM65 156H64V158H66ZM93 156H94V155H93ZM93 156H90V157H88V158H90V160H93V159H92ZM135 156H136V155H135ZM172 156H173V155H171V158L174 157V156H173V157H172ZM220 156H221V155H220ZM7 157H8V156H7ZM12 157H11V159H12ZM25 157H26V156H24L23 159H25ZM35 157H36V155H35ZM35 157H34V158L32 157V158H33V159H36ZM46 157L48 158V156H46ZM55 157H56V156H55ZM59 157H58V158H59ZM67 157H68V156H67ZM70 157H68V158H66V159H64L63 157H61V158H63L62 161L65 162L64 160H68ZM80 157H82V156H79V155H78V158H80ZM94 157H95V156H94ZM96 157H98V156L96 155ZM104 157H105V155H104ZM131 157H132V156H131ZM222 157H223V158H227L226 156L224 157L223 155H222ZM3 158H4V159H3ZM13 158H15V157H13ZM20 158H22V157H20ZM30 158H31V157H30ZM37 158H38V156H37ZM142 158H143V157H142ZM168 158H169V157H168ZM171 158H170V159H171ZM7 159H8V158H7ZM7 159H6V161H7ZM17 159H18V157H17ZM43 159H44V158H43ZM43 159H42V160H43ZM49 159H50V158H49ZM51 159H52V158H51ZM163 159H164V158H163ZM175 159H176V158H175ZM177 159H178V158H177ZM13 160H14V159H13ZM27 160L30 161L28 158H27ZM90 160H88L87 162H89ZM149 160H150V159H149ZM1 161H0V162H1ZM6 161L4 162V164H3L2 162H1V163H2L3 165H5V163L7 164ZM8 161H9V160H8ZM31 161L35 162L36 160H31ZM40 161H41V160H40ZM46 161H47V160H46ZM46 161H45V163H46ZM48 161H49V160H48ZM48 161H47V162H48ZM54 161H55V160H54ZM57 161H58V160H57ZM60 161H61V160H60ZM69 161H70V162L72 161V157L69 159ZM69 161H67L68 164L70 163ZM94 161H95V160H94ZM96 161H97V159H96ZM170 161H171V160H170ZM172 161H174V160H172ZM179 161H180V160H179ZM16 162H18V161H16ZM16 162H15V164H16ZM21 162H22V161H21ZM33 162H32V163H33ZM41 162H42V161H41ZM55 162H56V161H55ZM67 162H66V163H67ZM91 162H92V161H90V163H91ZM115 162L117 163V164H116V167H113V164H114ZM227 162H229V160H228ZM10 163H11V162H9V164H10ZM23 163L25 164L24 161H23ZM23 163H22V164H23ZM35 163H36V162H35ZM37 163H39V162H37ZM43 163H44V162H43ZM49 163H51V162L49 161ZM53 163H54V162H53ZM53 163H52V164H53ZM157 163H158V162H157ZM157 163H156V165H157ZM174 163H175V162H173L172 164H174ZM186 163H187V162H186ZM11 164H12V163H11ZM11 164H10V165H11ZM15 164H14V165H15ZM17 164H18V163H17ZM28 164H29V163H28ZM33 164H34V163H33ZM33 164H32V165H33ZM41 164H42V163H41ZM46 164H47V163H46ZM68 164H65V165H64V163H62V165H64V166H66V165H68ZM118 164H119V165L121 164V165L119 166ZM226 164H228V163H226ZM226 164H225V165H226ZM0 165H1V164H0ZM29 165H30V164H29ZM32 165H30V166H32ZM77 165H78V164H77ZM82 165H83V164H81V166H79V167H82ZM184 165H185V164H184ZM221 165H222V164H221ZM7 166H8V165H7ZM16 166H18V165H16ZM26 166H27V165H26ZM37 166H38V165H37ZM40 166H41V165H40ZM45 166H46V165H45ZM47 166H48V165H47ZM51 166H52V165H51ZM60 166H61V165H60ZM64 166H61V167H63V168H60V169L68 168V170L66 169V171H69V173H70V172H71V171L69 170L70 165H69L68 167H64ZM176 166H177V165H176ZM178 166H179V165H178ZM189 166H190V165H189ZM3 167H4V166H2V168H3ZM5 167H6V166H5ZM9 167H10V166H9ZM19 167H20V166H19ZM21 167L23 168L24 166L22 165ZM28 167H29V166H28ZM33 167H34V166H33ZM49 167H50V165H49ZM52 167H55V165L53 164ZM52 167H51V168H52ZM79 167H77V169H78ZM225 167H226V166H224V168H225ZM6 168H8V167H6ZM16 168L18 169V167H16ZM29 168H31V167H29ZM35 168H37V167H34V168H32V169L34 170ZM38 168H44V167H43V166H42V167H39V166H38ZM38 168H37V169H38ZM51 168H49V169H51ZM83 168H84V166H83ZM129 168H131V169H129ZM189 168H190V167H189ZM4 169H5V168H4ZM9 169H10V168H9ZM9 169H8V170H9ZM52 169H56V168H52ZM52 169H51V170H52ZM81 169H82V168H81ZM95 169H97V168H95ZM126 169H128V172L126 171ZM226 169H227V168H226ZM11 170H12V169H11ZM15 170H16V169H15ZM21 170H22V169H21ZM25 170H26V169H25ZM25 170H24V171H25ZM46 170H48V169H46ZM46 170H45V171H46ZM51 170H50V171L48 170L49 173H51ZM99 170H100V168L97 169V171H99ZM153 170H154L153 173H155V169H154V168H153ZM230 170H231V168L229 169V171H230ZM13 171H14V170H13ZM16 171H17V170H16ZM29 171H30V170H29ZM42 171H43V169H42ZM58 171H59V170H58ZM58 171H57V172H58ZM61 171H62V170H61ZM64 171H65V170L62 171V172H63L62 174H65ZM83 171H84V170H83ZM95 171H96V170H95ZM201 171H202V170H201ZM3 172H4V171H3ZM9 172H10V170H9ZM25 172H26V171H25ZM32 172H33V171H32ZM40 172H41V171H40ZM46 172H47V171H46ZM74 172L76 173V170H75ZM79 172H80V168H79ZM79 172H78V173H79ZM108 172H109V171H108ZM124 172H125V173H124ZM136 172H135V173H136ZM11 173H12V172H11ZM28 173H29V172H28ZM41 173H42V172H41ZM53 173H54V172H53ZM53 173H51V175H54ZM58 173H59V172H58ZM71 173H73V171H72ZM71 173L69 174V177L71 176ZM80 173H81V172H80ZM93 173H94V172H93ZM97 173H98V172H97ZM153 173H152V174H153ZM158 173H159V172H158ZM231 173H232V172H231ZM19 174H21V173H19ZM23 174H24V173H22V176H23ZM30 174H31V173H30ZM32 174H34V173H32ZM60 174H61V173H59V175H60ZM73 174H74V173H73ZM128 174H129V175H128ZM252 174H253V173H252ZM6 175H7V173H6ZM10 175H11V174H10ZM10 175H9V176H10ZM38 175H39V174H38ZM43 175H44V173H43ZM55 175H56V171H55ZM55 175H54V176H55ZM57 175H58V174H57ZM59 175H58V177H59ZM66 175H67V173H66ZM250 175H251V174H250ZM16 176H17V174H16ZM28 176H29V174H28ZM28 176H27V177H28ZM41 176H42V175H41ZM45 176H46V175H45ZM49 176H50V175L48 174V175H47V178L49 179V182H50V180H52V179H50ZM62 176H63V175H62ZM62 176H60V178H61ZM67 176H68V175H67ZM67 176H66V177H67ZM73 176L76 177V176H78V175H73ZM73 176H72V177H73ZM79 176H80V174H79ZM81 176H82V175H81ZM251 176H252V175H251ZM261 176H262V175H261ZM0 177H3V176L0 175ZM6 177H7V176H6ZM6 177H5V178H6ZM17 177H19V176H17ZM23 177H24V176H23ZM23 177H22V179H23ZM31 177H32V175H31ZM31 177H30V178H31ZM42 177H43V176H42ZM50 177H52V176H50ZM72 177H70V178H72ZM262 177H263V176H262ZM12 178L14 179V177H12ZM12 178H11V179H12ZM28 178H29V177H28ZM28 178H27V179H28ZM38 178H40V176H39ZM38 178H37V180H38ZM52 178H53V177H52ZM55 178H56V176H55ZM62 178H63V177H62ZM62 178H61V179H62ZM70 178H69V180H70ZM78 178H79V177H78ZM221 178H223V176H222ZM263 178H264V177H263ZM0 179H1V178H0ZM8 179H9V178H8ZM8 179H7V181H8ZM27 179H26V180H27ZM45 179H46V178H45ZM61 179H60V180H61ZM64 179H68V177H67V178H64ZM72 179H73V178H72ZM75 179H76V180H75ZM224 179H225V177H224ZM9 180H10V179H9ZM24 180H25V179H24ZM31 180H33V177L31 178ZM34 180H35V178H34ZM34 180H33L32 182L30 181L31 184L34 182ZM69 180H66V181L70 182ZM112 180H113V179H112ZM52 181H53V180H52ZM52 181H51V182H52ZM54 181H55V180H54ZM61 181H62V180H61ZM64 181H65V180H63V182H64ZM74 181H77V177L74 178ZM210 181H211V180H210ZM4 182H6V180H5ZM17 182H18V181H17ZM19 182H20V179H19ZM22 182H23V180H22ZM24 182H25V183H26V182L29 183V180H28V181H24ZM38 182H40V181L38 180ZM41 182H42V183H45L42 179H41ZM47 182H48V180H47ZM47 182L45 183V185L48 184ZM55 182H56V181H55ZM63 182H60V185H61ZM72 182H73V180H72ZM262 182H263V181H262ZM14 183H15V182H13V184H14ZM25 183H21V184H22V185L24 184V186H25ZM35 183H36V182H35ZM58 183H59V182H58ZM58 183H57V185H59ZM64 183L67 184V182H64ZM64 183H63V184H64ZM76 183H77V182H76ZM222 183L224 184L225 182L223 181ZM6 184H8V183L6 182ZM11 184H12V183H11ZM21 184H20V185H21ZM29 184H30V183H29ZM33 184H34V183H33ZM33 184H32V185H33ZM51 184H52V183H51ZM51 184L49 183L48 185L50 186ZM63 184H62V185H63ZM65 184H64V185H65ZM216 184H217V183H216ZM263 184H264V182H263ZM4 185H5V184H4ZM4 185H2V187H0V190L2 189L1 191H3V193L5 192L6 195H4V196H3V195L0 196V202H1V201L3 202L4 200H6L7 198L10 197L9 195L7 196V191H8V194H10V195H14V194H15V193H11V192H13V190L10 192V187H9V186H6V185L4 186ZM14 185H16V184H14ZM27 185H28V184H27ZM32 185H31V187H32ZM39 185H41V183H40ZM39 185H38V186H39ZM48 185H47V186H48ZM55 185H56L55 183H54V185H51V188H53L52 186H55ZM57 185H56L55 187H58ZM62 185H61V186H62ZM64 185H63V187H64ZM70 185L72 186L71 183H70ZM213 185H214V184H213ZM218 185H220V183H219ZM243 185H244V184H243ZM248 185H250V184H248ZM0 186H1V185H0ZM10 186H12V185H10ZM34 186H37V184L34 185ZM42 186H43V185H42ZM42 186H41V187H42ZM61 186H59V187H61ZM68 186H69V185H68ZM68 186H67V188H68V190H70L71 187L69 186V187H70V188H69ZM74 186H75V188H77L76 185H74ZM221 186H222V185H221ZM224 186H225V184H224L222 187H224ZM241 186H242V185H241ZM241 186H239V188H240ZM14 187H15V186H14ZM16 187H17V186H16ZM21 187H22V186H21ZM21 187H20V188H21ZM28 187H29V186L24 187V188H25L26 190H28V189H27ZM55 187H54V189H55ZM132 187H133V186H132ZM134 187H135V188H134L135 190L141 189L140 186H134ZM226 187H227V185H226ZM12 188H13V187H12ZM20 188H19V189H20ZM34 188H35V187H33V190H34ZM73 188H74V187H72V188H71V191H69V192H72V189H73ZM211 188H212V187H211ZM211 188H210V189H211ZM215 188H216V187H215ZM219 188H221V187H219ZM227 188H228V187H227ZM243 188H244V186H243ZM249 188H251V186H249ZM258 188H260V187H258ZM258 188H257V189H258ZM261 188H263V186H261ZM17 189H18V187H17ZM17 189H15V190L17 191ZM35 189H36V188H35ZM40 189H41V188H40ZM45 189L48 190V189H50V187H48V189H47V188H45ZM54 189H53V191H55ZM59 189H60V188H59ZM59 189H58V190H59ZM216 189H217V188H216ZM221 189H223V188H221ZM221 189H220V190H221ZM224 189H226V188H224ZM224 189H223V190H224ZM235 189H236V187H235ZM253 189H254V188H253ZM22 190L24 191V189H22ZM30 190H31V192H33L32 194H35V193H34L35 190L32 191V189L29 188V191H28L29 193H30ZM43 190H44V187H43ZM50 190H51V192H52V189H50ZM58 190H56V191H58ZM61 190H62V189H61ZM68 190H67V191H68ZM84 190H85V189H84ZM86 190H87V188H86ZM220 190H219V191L217 190V191H218V192H217L218 194H219ZM223 190H222V191H223ZM236 190H237V189H236ZM236 190H235V191H236ZM238 190H240L239 192H241V189H238ZM238 190H237V191H238ZM245 190H246V188H245ZM19 191L21 192V190H18V192H19ZM56 191H55V192H56ZM59 191H60V190H59ZM64 191L66 192L65 187H64ZM87 191H89V189H88ZM90 191H91V189H90ZM90 191H89V193H90ZM214 191H215V190H214ZM214 191H213V192H214ZM237 191H236V192H237ZM250 191H252V189H251ZM255 191H256V190H255ZM259 191H261V190H259ZM262 191L264 192V190H262ZM28 192L26 191V192H24V193H27V194H28ZM35 192H36V193H37V192L39 193L38 189H37V191H35ZM44 192H45V191H44ZM46 192H47V191H46ZM49 192H50V191H49ZM55 192H54V194H56ZM60 192H61V191H60ZM69 192H68V194H69ZM79 192H80V191H79ZM79 192H78V194H79ZM85 192H86V191H85ZM253 192H254V191H253ZM263 192H261V193H263ZM1 193H2V192H1ZM3 193H2V194H3ZM22 193H23V192H22ZM40 193H42L43 195L45 194V193H43V191H42V192L40 191ZM40 193H39V194H40ZM52 193H53V192H52ZM81 193H84V192H80V195H78V197L81 196ZM89 193L87 192V193H85V194L87 195V194H89ZM91 193H92V192H91ZM246 193H247V192H246ZM20 194H21V193H20ZM20 194H19V196H20ZM39 194H35V195H38V196H33V195H32V197H37V198H38V197L41 195V194H40V195H39ZM58 194H59V193L57 192L56 196H57ZM70 194H71V193H70ZM85 194H82V195H85ZM93 194H94V193H92V195H93ZM209 194H210V193H209ZM214 194H215V193H214ZM234 194H235V193H234ZM23 195H25V194H23ZM47 195H48V194H47ZM71 195H73V194H71ZM74 195H75V194H74ZM86 195H85V196H86ZM90 195H91V194H90ZM237 195H238V192H237ZM237 195H236V196H237ZM240 195H241V194H240ZM247 195H248V194H247ZM250 195H251V194H250ZM250 195H249V196H250ZM252 195H253V194H252ZM257 195H258V194H257ZM257 195H256V196H257ZM259 195L261 196L262 194H259ZM263 195H264V193H263ZM263 195H262V197H264ZM14 196H16V195H14ZM21 196H22V195H21ZM26 196H27V195L22 196V197L25 198ZM44 196H45V195H44ZM44 196H41V199H42ZM85 196L83 197L84 199L86 198ZM94 196L96 197V195H94ZM99 196H100V195H99ZM99 196H98V194H97V197H98V198H99ZM156 196H157V195H156ZM156 196L151 197V198H149V199L151 200L152 198H154L155 200H157ZM215 196H216V195H215ZM215 196H214V197H215ZM218 196H219V195H218ZM218 196H216V197L218 198ZM241 196H242V195H241ZM241 196H237V197H235V199L238 198V200H239V198H240ZM254 196H255V195H254ZM254 196H253V197H254ZM256 196H255V197H256ZM11 197H12V196H11ZM32 197H31V195H30L29 197H27V199L30 198V200H31ZM46 197H47V196H46ZM46 197H44V198H46ZM49 197H50V196H49ZM72 197H74V199H75L76 196H72ZM97 197H96V198H97ZM101 197H102V198H101ZM104 197H105V196H104ZM157 197H159V196H157ZM214 197H213V198H214ZM216 197H215V198H216ZM220 197H221V196H220ZM243 197H244V195H243ZM246 197H247V196H246ZM250 197H251V196H250ZM55 198H57V197H55ZM60 198H61V197H60ZM76 198H77V197H76ZM81 198H82V197H81ZM91 198H93V196H91L90 198H87V199H91ZM210 198H211V197H210ZM217 198H216L215 201H218V202L220 203V201H219L220 199L217 200ZM231 198H232V197H231ZM10 199H12V198H10ZM22 199H23V198H22ZM39 199H40V197H39ZM41 199H40V200H41ZM62 199H63V198H62ZM64 199H66V198H64ZM64 199H63V200H64ZM68 199H69V198H68ZM78 199H79V198H77V200H78ZM84 199H82V200H84ZM99 199H100V200L103 199V196L101 195ZM99 199H98V201L100 202ZM227 199H228V198H227ZM229 199H230V198H229ZM242 199H243V198H242ZM253 199H255V198H253ZM7 200H9V199H7ZM19 200H20V199H19ZM23 200H25V199H23ZM23 200H22V201H23ZM44 200H48V199L46 198V199H44ZM70 200H73V198H72V199L70 198ZM75 200H76V199H75ZM77 200L75 201V202H78V204H77V203L75 204L76 207H77L79 204H81V199H80V201H77ZM93 200H95V198H94ZM209 200H210V199H209ZM211 200L213 201V199H211ZM211 200H210V201H211ZM223 200H224V198H223ZM223 200H222V201H223ZM233 200H234V198H233ZM259 200H261V199L258 198V201H259ZM10 201H11V200H10ZM22 201H21V203H17L18 201L15 203V202L13 201L15 204L13 203V206L11 205V206H12V209H11V210L8 209V208H6V209H2V210L0 211V223H2V224L0 225V236H1V238H2V234L4 233V232H3V231H4V228L6 227V225H7L8 223H11V222H12L11 225L14 223V224H13L14 226H15V225H16V226H20V229L23 228L22 230H24L23 232H25V233H22V232H21V233L24 234V236H25L26 234L32 235V234L36 233V232H34V230L39 226L40 222L35 221V222H33L32 224H29V223L26 224V223H25V221H26V219H27V216H28L27 214H30V212H29V210H28L29 208L27 209V208L25 207V205H23V202H22ZM32 201H33V199H32ZM35 201L38 202L39 200H38V201L35 200ZM35 201H33L32 203L36 204ZM41 201H42V200H41ZM66 201H67V200H66ZM98 201H97V203H99ZM222 201H221L220 205L222 204ZM227 201H228V200H227ZM230 201H231V200H230ZM247 201H248V200H247ZM258 201H257V202H258ZM39 202H40V201H39ZM39 202H38V203H39ZM45 202H46V201H44V202L42 201V202H40V203H43V204H44ZM51 202H52V200H51ZM61 202H62V201H61ZM63 202H65V200H64ZM67 202H68V201H67ZM73 202H74V201H73ZM73 202H72V204H73ZM79 202H80V203H79ZM83 202H84V201H83ZM88 202H90V201L88 200ZM88 202H86V203L88 204V207H89V205L91 204V206H90L91 208L89 207L90 209H92V208H93V205L96 204V203H94V202H96V201H91V202H93V205H92L91 202H90V203H88ZM213 202H214V201H213ZM213 202H212V205H213ZM254 202H255V201H254ZM257 202H255V204H256ZM26 203H27V202H25V204H26ZM65 203H66V202H65ZM65 203H64V204H65ZM100 203H101V202H100ZM100 203H99V204H100ZM184 203H187V202H184ZM216 203H217V202H216ZM216 203L214 202V204H216ZM229 203H231V202H229ZM233 203H234V201H233ZM238 203H239V202H238ZM259 203H260V201H259ZM2 204H3V203H2ZM8 204H9V203H8ZM28 204H29V201H28ZM46 204H47V203H46ZM68 204H70V203H68ZM102 204H103V201H102ZM223 204H224V203H223ZM245 204H246V203H245ZM257 204H258V203H257ZM257 204H256V205H257ZM260 204H261V203H260ZM41 205H42V204H41ZM41 205H40L39 208H41V207L43 206L42 210H43V209H44V210L46 209V212H47V207H46V208L44 207L45 204L42 205V206H41ZM47 205H48V204H47ZM50 205H51V204H50ZM73 205H74V204H73ZM83 205H84V204H83ZM97 205H98V204H97ZM226 205H227V204H226ZM228 205H229V204H228ZM251 205H253V204H251ZM261 205H262V204H261ZM3 206H4V205H3ZM5 206H6V205H5ZM28 206H29V205H28ZM31 206L33 207L34 205H31ZM35 206H36V205H35ZM38 206H39V204H38ZM48 206H49V205H48ZM51 206H52V205H51ZM60 206H61V205H60ZM70 206L72 207V205H70ZM75 206H74V207H75ZM79 206H80V205H79ZM81 206H82V204H81ZM84 206H85L84 208H86V205H84ZM99 206H100V205H99ZM99 206H98V207H99ZM209 206H210V204H209ZM224 206H225V205H224ZM224 206H223V207H224ZM245 206H246V205H245ZM32 207H30V209H33V208H34V207H33V208H32ZM61 207H62V206H61ZM66 207H68V206L66 205ZM71 207H70V210H72V214H73L74 212H76V213L78 212L79 209L76 210V207H75V209H74V207H73V209H71ZM94 207H95V206H94ZM207 207H208V206H207ZM220 207H221V206H220ZM227 207H228V206H227ZM227 207H226L225 209H227ZM9 208H10V206H9ZM35 208H37V207H35ZM39 208H38V209H39ZM62 208H64V206H63ZM78 208H79V207H78ZM82 208H83V206L80 207L81 210H79V214L82 213V210H84V208H83V209H82ZM96 208H97V206H96ZM99 208H101V210H104V211H105L104 214H103V215H99V217H100V216H103V217H104V215H106V214H107V215L109 214L108 216H110V215L115 216V213H114V214L112 213V210H111L112 208H111L110 206L107 207L106 205L103 204V205H102L101 207H99ZM247 208H249V207H247ZM66 209H68V208H66ZM94 209H95V208H94ZM218 209H219V208H218ZM220 209H221V208H220ZM259 209H260V208H259ZM259 209H258V212H259ZM35 210H36V209H35ZM35 210H34V212H35ZM39 210H40V209H39ZM70 210H68V211H70ZM73 210H74V212H73ZM96 210H97V209H96ZM101 210H100V212H101ZM250 210H251V209H250ZM256 210H257V209H256ZM36 212H37V210H36ZM36 212H35V213H36ZM40 212H41V210H40ZM86 212H89V213L91 214V210H88V209H87ZM176 212H177V211H176ZM246 212H247V210H246ZM254 212H255V210H254ZM263 212H264V210H263ZM17 213H18V215H16ZM19 213H20V214H19ZM84 213H85V212H83L82 214H84ZM93 213H94V210H93ZM102 213H103V212H102ZM102 213H101V214H102ZM105 213H106V214H105ZM252 213H253V212H252ZM14 214H15V215H14ZM82 214H80L79 216L81 217ZM86 214H87V213H86ZM86 214H85V215H86ZM210 214H211V213H210ZM33 215H34V214H33ZM35 215H36V214H35ZM35 215H34V216H35ZM39 215H40V214H39ZM39 215L37 214V217H39ZM63 215H64V214H63ZM70 215H71V214H70ZM88 215H89V214H88ZM31 216H32V215H31ZM40 216L42 217V215H40ZM49 216H50V215H49ZM64 216H65V215H64ZM91 216H94V215H91ZM95 216H96V214H95ZM108 216H107V219H108ZM238 216H239V215H238ZM29 217H30V216H29ZM46 217H48V216H46ZM51 217H52V216H51ZM61 217H62V216H61ZM65 217H66V216H65ZM65 217H64V218H65ZM70 217L73 218L74 216H73V217L70 216ZM82 217H83V216H82ZM84 217H87V215L84 216ZM103 217H101V218H103ZM243 217H244V216H243ZM43 218H44V217H43ZM67 218H68V216H67ZM71 218H70V220H71ZM76 218H77V216H76ZM87 218H88V217H87ZM89 218H90V217H89ZM101 218H100V219H101ZM252 218H253V217H252ZM256 218H257V217H256ZM35 219H36V218H35ZM44 219H45V218H44ZM52 219H53V218H52ZM61 219H62V218H61ZM61 219H60V221H61ZM74 219H75V217H74L72 220H74ZM96 219H97V218H96ZM105 219H106V217H105ZM107 219H106V220H107ZM231 219H232V218H231ZM258 219H259V218H258ZM45 220H46V222H47V221L49 220V218H47V219H45ZM45 220H44V222H45ZM64 220H65V219H64ZM64 220H63V221H64ZM70 220L68 219V221H70ZM72 220H71V222H72ZM75 220H77V219H75ZM97 220H98V219H97ZM101 220H102V219H101ZM240 220H241V219H240ZM53 221H54V219H53ZM53 221H52V223H53ZM63 221H62L61 223H63ZM66 221H67V220H66ZM66 221H65V223H68V222H66ZM125 221H128V220H125ZM263 221H264V220H263ZM46 222H45V223H46ZM54 222H55V221H54ZM71 222H69L70 224H67V225H70V226L73 225V228H74V229H75V228L77 229L78 226H77V227H74L76 224H75V225H74V224H71ZM73 222H74V223H77V222H75V221H73ZM73 222H72V223H73ZM92 222H93V221H92ZM92 222H91V223H92ZM100 222H102V221H100ZM100 222H98V224H99ZM106 222L109 223V221H106ZM106 222H105V223H106ZM236 222H237V221H236ZM245 222H246V221H245ZM254 222H255V219H254ZM50 223H51V221L49 222V224H50ZM61 223H60V224H61ZM65 223H64V224H65ZM80 223H81V222H80ZM80 223H79V224H80ZM103 223H104V222H103ZM263 223H264V222H263ZM4 224H5V225H4ZM54 224H55V223H54ZM58 224H59V223H58ZM58 224H57V225H58ZM64 224H61L62 226L60 225V227H63V226L66 227V226H67V225H64ZM93 224H94V223H92V225H93ZM126 224H127V225H131V223H129V222L126 223ZM8 225H9V224H8ZM100 225H101V223H100ZM103 225H104V224H103ZM103 225H102V226H103ZM108 225H109V227H110V224H108ZM127 225H126L125 229L128 227ZM245 225H246V224H245ZM256 225H257V224H256ZM14 226L12 227V229H14ZM50 226H51V225H50ZM52 226H53V225H52ZM58 226H59V225H58ZM93 226H94V225H93ZM122 226H123V225H122ZM122 226H121V230H123V229H122ZM7 227H9V228H7ZM7 227H6V230L8 229V230L10 231V227H11V226H7ZM60 227H59V228H60ZM105 227H106V225H105L104 227H102L103 230H105V229H104ZM107 227H108V226H107ZM123 227H124V226H123ZM17 228H18V227H17ZM41 228H43V227H41ZM54 228H55V226H54ZM56 228H57V227H56ZM67 228H68V226L66 227V229H65L64 227L61 228V230L65 229V231H68ZM71 228H72V227H70L69 230H70V232H71V231L73 232V230H72ZM229 228H230V227H229ZM20 229H18L19 232H20ZM76 229H75V230H76ZM88 229H89V228H88ZM106 229H107V228H106ZM110 229H111V228H110ZM113 229H114V228H113ZM113 229H111V230L113 231ZM125 229H124V230H125ZM127 229H128V228H127ZM258 229H259V228H258ZM8 230H7L6 232L9 233ZM14 230H15V229H14ZM14 230H13V231H14ZM37 230H38V229H37ZM42 230H43V229H41V231H42ZM53 230H55V229H53ZM103 230H102V232H104ZM108 230H109V229H108ZM111 230H109V232H110ZM117 230H118V229H117ZM121 230H120V231H121ZM249 230H250V229H249ZM11 231H12V230H11ZM13 231H12V232H13ZM45 231H46V229H45ZM65 231H64V232H65ZM112 231H111L110 233H112ZM68 232H69V231H68ZM72 232H71V234H72ZM81 232H82V231H81ZM102 232H100L101 235H102ZM107 232H108V231H107ZM123 232H124V231H121V234H122ZM242 232H243V231H242ZM8 233H6V234H7L6 236H8V235L11 236V234H8ZM14 233H15V231H14ZM14 233H13V234H14ZM37 233H38V232H37ZM79 233H80V232H79ZM79 233H78V234H79ZM93 233H96V232H93ZM105 233H106V232H105ZM257 233H258V232H257ZM4 234H5V233H4ZM22 234H20V235L22 236ZM51 234H52V233H51ZM59 234H60V233H58V235H56V236H59ZM65 234L67 235V233H65ZM71 234H69V235H71ZM75 234H76V232H75ZM103 234H104V233H103ZM118 234H119V232H118ZM118 234H116V235L118 236ZM53 235H55V234H53ZM73 235H74V234H73ZM73 235H72V236H73ZM80 235H81V234H80ZM106 235L108 236V234H106ZM116 235H115V236H116ZM233 235H234V234H233ZM258 235H259V234H258ZM6 236H5V237H6ZM10 236H9V237H10ZM12 236H13V235H12ZM35 236H36V235H35ZM64 236H65V235H64ZM78 236H79V235H78ZM78 236H77V237H78ZM110 236H111V235H110ZM113 236H114V235H113ZM256 236H257V235H256ZM9 237H7V238H9ZM29 237H31V236H29ZM50 237H51V236H50ZM53 237H54V236H53ZM62 237H63V236H62ZM65 237L67 238V236H65ZM73 237H74V236H73ZM75 237H76V236H75ZM75 237H74V238H75ZM79 237H80V236H79ZM108 237H109V236H108ZM108 237H107V239H109ZM232 237H233V236H232ZM10 238H11V237H10ZM10 238H9V240H11V241H12V239H14V237H13L12 239H10ZM15 238H16V237H15ZM48 238H49V237H48ZM83 238H84V237H83ZM101 238H102V237H101ZM101 238H100V236H99V239H101ZM103 238H105V236H104ZM103 238H102V239H103ZM18 239H19V237H18ZM20 239H21V238H20ZM24 239H25V238H24ZM24 239H23V237H22V241H23ZM31 239H32V238H31ZM50 239H51V238H50ZM55 239H56V238H54V242H55ZM57 239H58V238H57ZM59 239H61V238H59ZM68 239H69V238H68ZM80 239H81V240H86L85 238H84V239L80 238ZM3 240H4V239H3ZM5 240H6V239H5ZM9 240H8V241H9ZM16 240H17V239H16ZM27 240H28V239H27ZM27 240L25 239L24 241L26 242ZM51 240H52V239H51ZM65 240H66V241H65ZM73 240L76 241V239H73ZM77 240H78V239H77ZM90 240H91V239H90ZM103 240H104V239H103ZM112 240H113V238H112ZM112 240H111V241H112ZM6 241H7V240H6ZM8 241H7V242H8ZM11 241H10V243H11ZM14 241H15V240H14ZM14 241H12V242H14ZM18 241H21V240H17V244H18ZM31 241H32V240H31ZM31 241H30V242H31ZM64 241L67 242V239L64 238ZM75 241H74V242H75ZM78 241L80 242V240H78ZM91 241L93 242V240H91ZM91 241H89V242H91ZM105 241H106V239H105ZM107 241H108V240H107ZM3 242H5V241H3ZM3 242L1 241L2 244H3ZM15 242H16V241H15ZM25 242H24V243H25ZM47 242H48V241H47ZM49 242H50V241H49ZM58 242H59V241H58ZM65 242H64V243H65ZM79 242H78V243L76 242V243L79 244ZM81 242H82V241H81ZM84 242H85V241H84ZM89 242H87V243H89ZM109 242H110V240H109ZM109 242H107V243H109ZM230 242H231V241H230ZM253 242H254V241H253ZM1 243H0V245H1ZM8 243H9V242H8ZM21 243H23V242H21ZM21 243H19L18 245H21ZM24 243H23V245H24ZM50 243H52V242H50ZM68 243H69V241H68ZM71 243L73 244V241H71ZM87 243H85V244H87ZM96 243H97V242H96ZM98 243H99V242H98ZM98 243H97V245H98ZM102 243H103V241H102ZM107 243H106V245H107ZM12 244H13V243H11V245H12ZM17 244H16V245H17ZM27 244H28V242H27ZM42 244H43V242H42ZM45 244H46V243H45ZM80 244H81V243H80ZM82 244H83V243H82ZM82 244H81V245H82ZM85 244H84V246H85ZM4 245H5V243H4ZM7 245L9 246V244H7ZM13 245H15V243H14ZM13 245H12V247H13ZM55 245H56V244H55ZM67 245H68V244H67ZM73 245H74V244H73ZM97 245H96V246H97ZM1 246H2V245H1ZM28 246H29V244H28ZM30 246H31V245H30ZM30 246H29V247H30ZM68 246H69V245H68ZM75 246H76V245H75ZM77 246H79V247H77ZM77 246H76L77 249L80 250V247H81V246H80V245H77ZM87 246H88V244H87ZM89 246H90V245H89ZM94 246H95V245H94ZM2 247H5V246H2ZM9 247H10V246H9ZM17 247H18V246H16V248H17ZM19 247L22 248V246H19ZM23 247H24V246H23ZM31 247H32V246H31ZM33 247H34V246H33ZM49 247H50V245H49ZM69 247H70V246H69ZM85 247H86V246H85ZM100 247H101V246H100ZM102 247H103V245H102ZM106 247H107V246H106ZM236 247H237V246H236ZM5 248H6V247H5ZM34 248H35V247H34ZM38 248H39V247H38ZM55 248H57V247H55ZM63 248H64V247H63ZM70 248H71V247H70ZM73 248H75V247L73 246ZM89 248H90V250L92 249L91 246H90ZM93 248H94V247H93ZM96 248L98 249V247H96ZM104 248H105V242H104ZM104 248H103V249H104ZM247 248H248V247H247ZM257 248H258V247H257ZM262 248H263V247H262ZM0 249H1V247H0ZM7 249H8V247H7ZM10 249H11V248H10ZM10 249H9V250H10ZM14 249H15V248H13V250H14ZM75 249H76V248H75ZM77 249H76V250H77ZM87 249H88V248H87ZM87 249L85 250V252L87 251ZM94 249H95V248H94ZM5 250H6V249H5ZM11 250H12V249H11ZM13 250H12V251H13ZM16 250H17V249H16ZM18 250H22V249L19 248ZM30 250H31V248H30ZM34 250H35V249H34ZM34 250H33V248H32V251H34ZM44 250H45V249H44ZM54 250H55V249H54ZM57 250H58V249H57ZM79 250H78V252H80ZM81 250H82V247H81ZM88 250H89V249H88ZM95 250H96V249H95ZM95 250H94V251H95ZM32 251H29L28 253H30V252L32 253ZM64 251H66V250H64ZM72 251H73V249H72ZM82 251H83V250H82ZM100 251H101V249H100ZM104 251H105V250H104ZM2 252H3V251H2ZM5 252H6V251H5ZM10 252H11V251H10ZM10 252L8 251L7 253H9V255H12ZM20 252H22V255L24 254V251H23V250L20 251ZM20 252H17V253L19 254ZM50 252H51V251H50ZM62 252H63V250H62ZM67 252H68V250H67ZM67 252H66V253H67ZM74 252H75V251H74ZM78 252H76V254H77ZM90 252H91V251H90ZM101 252H103V250H102ZM12 253H13V252H12ZM34 253H35V252H34ZM48 253H49V252H48ZM48 253H47V254H48ZM53 253H55V252H53ZM57 253H58V252H57ZM60 253H61V252H60ZM69 253H70V252H69ZM97 253H98V250H97ZM103 253H104V252H103ZM5 254H6V253H5ZM13 254H15V251H14ZM25 254H26V253H25ZM36 254H38V253H36ZM36 254H33V255H35V257L37 258L38 256H36ZM40 254H41V253H40ZM64 254H65V253H64ZM64 254H63V255H64ZM79 254H80V253H79ZM79 254H78V255H79ZM86 254L88 255V253H86ZM92 254H93V251H92ZM92 254H90V256H92V257L95 256V255H92ZM95 254H96V252H95ZM99 254H100V253H98V255H99ZM261 254H262V253H261ZM9 255L7 256V258L9 257ZM16 255H17V254H16ZM20 255H21V254H19V256H15V257H18V258H19ZM26 255H27V254H26ZM26 255H23V256H25L24 258H26ZM44 255H45V254H44ZM61 255H62V253H61ZM63 255H62V256H63ZM84 255H85V254H84ZM87 255H86V258L88 257ZM4 256H5V255H4ZM23 256H21V257H23ZM48 256H51V255H48ZM65 256H66V255H65ZM73 256H74V254H73ZM80 256H81V254H80ZM90 256H89V258L91 259ZM99 256H101V254H100ZM12 257H13V256H12ZM28 257H29V259H30L31 256L28 255ZM32 257H33V256H32ZM74 257H75V256H74ZM76 257H77V256H76ZM84 257H85V256H84ZM0 258H1V257H0ZM7 258H6V262L9 261V260H7ZM18 258H17V259H18ZM36 258H35V260H34L36 264H37V261H40V262H41V260H39V259L36 261ZM39 258L42 259V256L39 257ZM43 258L46 259V255H45V257H43ZM47 258H48V257H47ZM51 258H53V256H52ZM54 258H55V257H54ZM56 258H57V257H56ZM99 258H100V257H99ZM3 259H4V258H3ZM9 259H11V258H9ZM21 259H23V258H21ZM21 259H19L20 261H18V260H16V259L14 258V261H16L15 263H17V264H19V263L22 262V261H24V262L26 261L25 259L21 261ZM33 259H34V257H33ZM62 259H63V258H62ZM62 259H61V260H62ZM70 259H71V258H70ZM81 259H82V257H81ZM81 259H79L81 262H82L83 260H86V259H82V260H81ZM90 259H88V261H89ZM100 259H101V261H102V256H101ZM30 260H32V259H30ZM30 260L28 261V263L30 262ZM50 260H51V259H50ZM95 260H96V257H95ZM11 261H12V260H11ZM14 261H12V262H14ZM17 261H18L19 263H18ZM43 261H44V260H43ZM43 261H42V262H43ZM56 261H58V260L56 259ZM56 261H55V262H56ZM64 261H65V260H64ZM64 261H63V262H64ZM70 261H71V260H70ZM73 261H74V260H73ZM97 261H99V260H98V256H97V260H96L95 262H97ZM44 262H46V261H44ZM95 262H94V263H95ZM103 262H104V260H103ZM242 262H243V261H242ZM249 262H250V261H249ZM0 263H2V260L0 261ZM15 263H14V264H15ZM26 263H27V262H26ZM26 263H24V264H26ZM28 263H27V264H28ZM32 263H33V262H32ZM47 263H48V261H47ZM51 263H52V261H51ZM58 263H59V262H58ZM58 263H57V264H58ZM88 263L91 264V261L88 262ZM98 263H99V262H98ZM2 264H3V263H2ZM21 264H22V263H21ZM39 264H40V263H39ZM43 264H45V263H43ZM48 264H49V263H48ZM61 264H62V262H61ZM63 264H65V263H63ZM75 264H76V263H75ZM92 264H93V263H92ZM99 264H100V263H99Z\"/></svg>", "mask_w": 264, "mask_h": 264}, {"label": "water", "instance_id": "95a60500", "mask_svg": "<svg viewBox=\"0 0 264 264\" xmlns=\"http://www.w3.org/2000/svg\"><path fill=\"white\" fill-rule=\"evenodd\" d=\"M145 1L146 0H140L139 2H137L138 3V6H141V4L142 3H145ZM140 8V7H139ZM159 22V21H158ZM158 24V23H157ZM195 39H194V37H193V40H191V41H193V43H191V44H193V45H195L197 48H201L200 47V42H198V43H195L196 41H194ZM205 44H207V41H202V43H201V46L203 47ZM196 51H197V49H196ZM179 51L177 50L176 51V53H178ZM232 55H234V54H232ZM233 57V56H232ZM197 59H198V57H197ZM196 59V60H197ZM235 60V59H234ZM264 61V60H263ZM255 63V62H254ZM256 64V63H255ZM211 69V68H210ZM208 71H209V68L207 69ZM207 71V72H208ZM214 72H216V71H214ZM247 72H249V69L247 70ZM202 72H200V74H201ZM206 73V72H205ZM218 74H219V76H221L223 73H220V72H218ZM217 73H216V75H218ZM226 74V70H225V72H224V75ZM248 74V73H247ZM204 77V74H203V76L201 77V78H203ZM202 81L204 80V78L203 79H201ZM216 80V79H215ZM205 81V80H204ZM206 82H208V81H206ZM218 82V81H217ZM199 83V85L201 86V84H200V82H198ZM237 84H239V83H231V86H232V88L231 89H234V87L236 86L237 87ZM260 86V83L259 82H254V84H251V86H246V85H243L242 84V86L240 85V87L241 88H243V90H245V89H247V90H251V92L253 91V90H255L256 88H258ZM210 94L212 93L211 91L209 92ZM244 98V97H243ZM239 111H241V110H239ZM215 113H216V111H215ZM232 113V112H231ZM235 113H238V112H235ZM13 236H16V237H19V238H21V237H24V235H20L19 233H14V234H12ZM7 256V255H6ZM15 256V255H14Z\"/></svg>", "mask_w": 264, "mask_h": 264}]
</instances>
